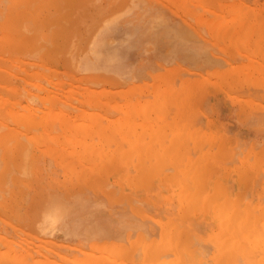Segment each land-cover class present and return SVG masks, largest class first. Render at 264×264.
Listing matches in <instances>:
<instances>
[{"label":"rangeland","instance_id":"374dc122","mask_svg":"<svg viewBox=\"0 0 264 264\" xmlns=\"http://www.w3.org/2000/svg\"><path fill=\"white\" fill-rule=\"evenodd\" d=\"M8 1L10 3V6H11L10 11L13 12L10 15V11L9 10L7 11V13L9 14L10 17L13 18V16H14V19H15L16 16H18V14H19V18H21V15H25V16L28 15V16H26V18L24 17V21L22 20L23 22L21 21V19H18V18H16V20L13 19L14 22L11 20L8 22L10 17L8 16L9 19L7 18V21H6V18L3 17V14H1L2 11H0L1 21L4 20V25H5L3 27L2 26L3 22L0 23V33L1 32L4 33V35L0 34V40L3 41L4 38L6 39L8 37V39L10 41V39L13 37L12 40L14 41V44H11V47H9L8 42H6V44H2V45L0 42V46L2 47V48L0 47V52H5V53H2L3 56H1L0 59L3 57L1 59V62H3L2 60H4L5 65H6L5 66L3 63V65H1V67H0V69L6 68L3 70H8L5 72H8L7 75H10V77H8V78H10V80H11L10 82H8V80L5 79L6 81H4L3 79L5 78V75H4L5 72L4 71H3V73L1 72L0 75L3 74V76H0V77L3 78V79H1V81H3V82L0 81V86H1V84L5 86V83L7 82V83H11V84L10 85L6 84V86L8 85V87H10V86L11 87L9 88L10 90L8 88H6V92H7L6 95H5V91L3 90V88H5L6 86L1 87L2 90L0 89V91H4L2 93L0 92V94H4L2 97H3V100H5L4 101L5 103H2V105H0V131L4 130L3 131L4 134H1V136H0V138H1L0 142H4L3 135L6 134V130H7L6 128H4V126H7V127H9L7 133L8 134L11 133V136L13 134L18 140L17 141L14 138V136L11 137L12 139H15V141H13L15 143V147L18 149V146H20V148H21L22 146L24 147V145H25L22 152H24L25 149L32 148L31 146H33V145H35L36 147H40V146L42 147V144H44V143H47V144L51 143L50 146L54 145L55 148H57V150L55 148H52V150L55 149L53 151L49 150V149H51V147L48 146V148L49 147L50 148L49 149L44 148L46 150L43 151V149H41V148H40L41 150L39 148L36 149V147L33 146L34 148L31 149V153H33V151L35 152L32 154L33 157H36L35 155L38 154V157H40V158L37 157L36 161H35L34 160L35 158L32 159V155H29V156L24 155L25 157H28L29 160L32 159L30 161L31 162L33 161L32 163H35L37 165L36 166L35 164H33L36 166V167H33V168H35L34 173H33V169H32V171H30L33 175L31 173L29 175H25L26 172L27 171L29 172V170H30V169L28 170L27 167L30 166L29 168H31V166H32V164L27 166V164H28L27 162H29V160H27V158H26L27 162H24L25 167L27 166L25 168V170L23 169L24 167L22 165H21V167H23V168L20 167V169H23V171L16 169V168H18V165H19V164L17 165V163H18L17 157H19V154L17 155V157L15 156L17 160L14 161L15 158H13L14 157L13 154L15 153V155H16V152H18V151H16V149H15L14 151H16V152L13 151L14 153L11 154L12 147L10 148V146H12L13 142H11V140L9 138L5 137V142L9 140L8 142H6L7 143L6 145H8V147L4 146L5 143L0 144V151H1V149L5 148L6 149L5 153L8 154V156L10 155V158L12 157L14 159L12 164L14 165L17 162L15 164L16 168H14V166L11 164L10 158L7 159L9 162H6L7 160L4 161V163L5 162H6V164L9 163L10 164L9 166H12L10 168L13 170V172L15 174L14 178L18 175V173L23 172V173H20L21 174L20 176H22V174H23V177L29 178L28 179L29 181L32 180V182H29L28 180L26 181L25 178L18 176L19 178H21V179L23 178L25 180V183L22 184V182H24V180L21 181L20 179H18V177H16V179L12 178V175L9 174L10 172L8 173V175H7V173L3 174V175L7 176V178H5L6 181L3 179L4 182H6L5 185H4V183H1L3 180H0V184H2V185H0V189L2 186L7 187L8 185H6V184L9 183L8 181H10L11 178L12 179L10 182L13 181L15 183V181L17 180L18 183H20L17 185H20L23 190H24V188L26 189V187H27V189L25 191H22V189L20 187H19V190L17 188V193L20 190L22 192H25V195H23L22 192H19L20 197L18 195L14 194V192H16V189H14V188L12 190L10 189L11 187L14 186L13 182H12V185L10 184L11 187L9 186L10 187L8 189L9 192L7 189H5V190L1 189L0 190L1 191L0 197L4 196L3 199L6 198L4 200L5 203L1 201L2 199H0V201H1L0 205L2 203L6 207H7V205H9V204H6L8 195H7V193H6V196H5V193L3 195V190H4V192H8V194L10 193V195H11V192H13L15 190L13 192L14 196L16 197V198L14 197L15 198V200H13L14 202L13 201L10 202V200H12V199H8L7 203L10 202V204L13 205L15 203V201L18 200L22 204L25 203L23 205H26V207H25L22 204H20V202L16 201V203L18 202L16 204L17 207L15 204L12 207L14 209V211L12 210V208H10L12 205L8 206L9 208L7 207L6 210H4L5 208L3 209L2 206H0V208H2V209H0V213H2V214H0V237L2 235H3L2 237H4V238H2V237L0 238L1 239L0 243L5 242L2 244H4V246H6V248L8 249V250H6V248L2 244H0V245H2V247L0 246V249L1 248L3 249L1 252L6 251L7 254H9V255H11L14 252L15 253L18 252V255H19V256H16L15 254H13V255H15V257H13L11 255V257H13V259L15 258L14 261L12 262V260L10 261V259L6 260L7 259L6 252L5 253L3 252L4 255L2 254L5 259L2 258V255L0 253V255H1L0 260L1 259L3 260V261L2 260L0 261V264H11V263L12 264L13 263L29 264L32 260H34L35 263L38 261L36 263V264H38L39 261H40V263H42V260H44V262H46L45 259L48 260V262H46V263L50 262V264L51 263H53V264H81L82 263L81 261H84L83 263L86 262L87 264L88 263L93 264V263L89 262L90 260H92L91 262H96V261L99 262V260H100V262L98 264H100L102 261H104V264H107L109 262H110V264H112V263L118 264L119 261H121L120 258L122 259L123 264H124V262H125V264H127V263L133 264V263H131V261L133 259H134L133 262L135 261L134 262L135 264H141V263L142 264H145V263L156 264L159 257L161 259V257L165 256L166 252L168 254H166V256L163 257V258H165V261H167L166 257H168V261L165 262L166 264H174V262L176 260H177V264H179L181 262H184V260H186V259L187 260L181 264H205L206 262H204L203 259H206V261L208 262L209 261L208 259H211L213 256H214V259L216 260V262H215V260H210L211 263L209 262L207 264H219L221 261L223 262V263L221 262L222 264H224L225 261L228 263V261L231 257H232V259L229 261V264H236V263L238 264V262L234 261L236 259V255L238 256V254H239L238 257H240L242 259V261H240V264H242V262H243V264H248V263L249 264H255L254 262L252 263V261L251 262L248 261V263H247L246 262L247 260L244 259V257L245 256H252L253 257L256 255L257 256L253 257L252 259L259 261V259L261 258L260 263L258 261H256V264H264V259H262V258H264V256L261 257L259 254V253H262V254L264 253L263 252L264 251V242H263L264 237H262L264 235H259L260 234L259 231H263V232H261V234L264 233V226H263L264 210L262 212L258 211L262 206H264V180H262L261 182L259 181L260 175L264 174V166H263V163H264V0H118V1L117 0H96V1L90 0L94 3H92V2L88 3L89 0H82V1L80 0V2H79V0H73V1L77 2V4H78V2L80 3V7L78 4V6H76L77 9L75 8L76 9L75 11L73 10L74 4H73V6H71V9H69L70 3L68 4V10L65 7L66 6L65 3L68 0H66L65 3H63L62 0H59L60 3L56 0H53L54 2L51 1V3H49L50 0H46L49 2H46L44 0H38V1L32 0V2H30L31 0H27V1L26 0H20L21 3H18V4L15 3V2H18V0L15 2H13V0L12 1L8 0ZM22 1H23V3H22ZM113 1H115V2L120 1V2L118 4L116 3L118 5V6L116 5V8H115V6H113L114 10L112 8H111L112 10L108 9L110 4L111 5H112V3L114 4ZM4 2H6V4H7V1H4ZM11 2L14 4H11ZM52 2H53V5H52ZM46 3H47V5H46ZM54 3H59L61 5L60 6L61 9H59V11H57V13L55 12L53 15L54 9L56 8ZM233 3H235V4H233ZM237 3H241V4L238 5ZM6 4L3 3V6ZM19 4H21V5L24 4L25 8H27L26 10H22V11H21L22 8L20 9L21 13L23 12L24 14H20V12L18 10ZM35 4H38L41 6L37 5V8L36 9L34 8L35 9L34 10L33 6ZM49 4L51 7L46 8L47 6H49ZM63 4L65 5L64 7L66 8V10L64 9ZM96 4H98V5L96 6ZM226 4H227V6H226ZM230 4H232L234 6L232 7V5H231L229 7L228 5H230ZM15 5L18 6V9ZM21 5H20V7H23ZM90 5L92 6V10H89V9H91ZM3 6H2V4H0V7H3ZM8 6L6 8L9 9L10 7H8ZM53 6H55V8ZM87 6L90 8H88ZM4 7L1 9L3 10ZM110 7H112V6H110ZM224 7L225 8L227 7V8L225 9ZM25 8H23V9H25ZM230 8H232V9H230ZM63 9H64V11H63ZM57 10H58V8H57ZM147 10L151 11V13L154 10L156 13V10H157L158 15L167 16L172 21L171 22L172 26L176 23L177 24L176 27H178L177 29L180 28L178 26V25H180L183 28L182 29L180 28L179 30H183V29H184L183 31L188 30L187 32L191 35V37H193L198 42V44H200V45L197 44L198 46L195 45V48L198 50L199 53H197L195 51V48H194L195 53H192L193 52L192 49L194 47L192 42H195V41H193L192 40L193 38H190L188 36V33H187L186 34L188 36L187 38L189 40H191L192 42H189V43L187 42V44L184 48L188 47L187 45L188 44L190 45V43L192 44V46H191L192 48L190 50V48H189L190 46H189L188 47L189 49L187 51H185L187 48L184 49L182 47V49L185 52H188L190 50L188 54H189V56H192V57H189V56L187 57V55H186V59L188 58L186 61L182 57V56H185V55H182V53L184 54L185 52H183L181 50V48H178L179 44L177 42H174L173 38H172V41L174 43L171 41L172 43L171 42L168 43L169 45H167L166 43L159 44L156 42V44H159V45H157L158 49H161L163 46H166V49L172 50L173 48H168V46L172 47V44L177 45V47L175 45H173V46H175L174 47V50L176 51V53L174 52L175 55L173 53H170L171 51L168 52L170 54L167 53L166 55H164L165 54L164 51H161V52L159 51V53L161 55L160 56L158 55V58H157V56L152 57L154 60L151 58L148 67H144L143 70L141 71V72H143L145 69H147L146 72H151L152 69L154 71H156L158 68L157 66H160L162 63L164 67L161 66L162 67L161 69L159 67V70L156 71L155 73L151 72V74L150 73L146 74L144 71L145 75L150 74V76L152 77V75L154 74L153 76L156 78L153 77L152 79H150V76L145 77V75H142L141 77H143L144 79L142 78L143 80L141 79L137 83L134 81L136 83V85H135L134 82H132L130 79V77L133 74L132 70H134L135 68H133V65L130 62H127L125 60L122 61L123 59H121V60L119 59L117 61V62H119L118 64L121 67L118 64H117L118 66L117 65L111 66L109 64L111 66V68L108 67V69H107L106 67L108 65L104 64V69L106 68V70H109V71L112 68L113 69H112V71H110L111 73L107 72L106 70H103L102 71L103 73L105 71L107 73L102 75V73L100 71L102 70L101 68H103V62L105 63L106 61H103V59L102 60L99 59V63L96 62L98 58L94 59V58H96V56L94 57V55H93L94 54V52H93L94 45H92V44L93 43L95 44L97 41L96 39H98V37H100L102 35L104 38L103 39L104 45L106 44V46H105L106 49H108V50L110 49L109 52L117 53L116 46L119 43H117L116 41L118 39H117V37L110 34L111 32H106L105 29H110L111 25H113L114 23H117V21L119 19H120L119 20L120 22H118V24L120 23L121 26H123L122 22L123 23L126 22L128 24V21H125V17H126V19L128 18V20L131 22V19H129V16L131 18H133L134 20L135 19L137 20L135 22L132 20L133 23L140 22L142 19H144L145 15L148 14ZM17 11L19 13L18 14L16 13L17 15H15V12H17ZM31 11L35 16L31 13ZM73 11L75 13L72 14ZM236 11H237V13H236ZM80 13H82V15H80ZM256 13H257V15H256ZM43 14H44V16H45V14L47 16L44 17V16H42ZM56 14H57V16H56ZM71 14L73 15V18L70 16ZM251 14H252V16H251ZM32 15H33V17H32ZM59 15H60V19L62 21V24L65 22L64 23L65 26L67 28H70V29H71V25L73 26V24H74L72 22L74 20L75 21L77 20L76 22H78L80 25L74 21L75 24H74L73 28L75 29V27L78 25L79 28L78 27L77 28L79 29V31L78 32L72 31V34H71V32H69L70 30L68 29L69 31H66V33H64V32H62L64 34L60 33V34L64 35L63 36L64 38H62V35L60 37L59 36V30L63 28V30L65 31L66 27L63 25V27L60 26V29L58 28V23H59V25H62V24H60L61 21L58 19ZM29 16H31V17H29ZM55 16H56V18H54ZM69 16L73 20H71L69 18L70 20L68 21V19L66 17H69ZM34 17H36V19ZM37 17H39V18H37ZM61 17L66 18V19H64V22H63ZM75 17H76V19H74ZM167 17H166V19H167ZM53 18L57 19V21H55ZM96 18L99 19L98 25H97L96 20H95ZM123 18H124V20H123ZM217 18H219L220 20H217ZM22 19H23V17H22ZM40 19H41V22L39 21L40 23L38 24V28H39L38 29L37 23L35 20H40ZM170 20L168 21L169 23H170ZM215 20H217V22H213ZM15 21L19 22V24ZM48 21H53V22H51L52 23L51 25L53 27H51L49 25L50 23ZM7 22L9 23V25H6ZM20 22H21V24H20ZM55 22H56V24H55L56 26L53 25ZM212 22L214 24H212ZM234 22H236V23H234ZM13 23L17 24L19 27L23 26L25 28V31H27V28H29L28 31L33 30L34 32L36 31L35 29H38L37 32H35L36 35L33 33L34 38H35V36H37L35 39H33V41L35 40L36 43L35 42H33V44L30 43L32 41V36H31V40L28 41L29 39H27V37H30L29 33H27L28 36H26L27 34L24 35L26 37V40H24L25 37L22 35V37L24 38L23 40L25 42L20 41V43H19V40H17L18 38L17 37L14 38V36H12V35H14V33H16L18 36V33L24 34V32L22 31L21 27H20L21 29L17 28V29H20L21 32H20V30L17 31L16 28L14 26H12ZM47 23H49V24H47ZM133 23L131 22L130 24H133ZM15 24H13V25H15ZM44 24H47V25H44ZM127 24L125 25V23H124V25L126 27L128 26ZM234 24H237V26H240L242 29L240 30ZM35 25H36V27H35ZM119 25H118V28H119L118 30H123L124 27H120ZM7 26H10V27H7ZM11 26H12V28L14 27L12 30L15 29L16 32L14 31L13 34H11V33L7 34V32H9V31L12 32V30L10 29ZM18 26H16V27H18ZM43 26L44 27L48 26L50 28H53V30L51 29V34H50V31H48V30H47L48 32L45 31L44 29H47V27L44 28ZM68 26H70V27H68ZM80 26L81 27L84 26L82 28L83 29L82 31H80V29H81ZM90 26H91V29H93V27H95V26H98V27H95L94 32L91 31V33H89V31H90L89 27ZM250 26L253 27V30H250ZM233 27H235V29H238V30H236V31H235V29L233 30ZM6 28H8L9 31H7L8 29L5 30ZM172 28H174V26ZM84 29H86L85 32H84ZM102 29L104 30L103 31L104 34L102 33ZM63 30H60V31H63ZM33 31H30V35H32L31 32H33ZM53 31H55L56 36L52 35ZM234 31H235V33H234ZM79 32H81V33H79ZM82 32L84 33L83 37H84V35L88 36L87 33H89L88 39L84 37L83 42L86 41L84 43V45H82L83 42L78 41V40H80V38H82ZM68 33H70L69 34L70 39H69V37H67ZM120 33H122V31H120ZM6 34H7V37H6ZM66 34H67V36H65ZM70 35H72L73 39L71 38ZM98 35H100V36H98ZM50 36H51L50 40H52V39L57 40V41L60 40V43H59L60 45H64V43L67 41V39H69L70 42L73 40L74 41L73 45H72L73 41L71 42V46L69 45L70 43L68 44L71 47L72 52L68 55V52L71 51L69 46H67L68 48H66V49H68V51L64 50V52H62L61 51V50H63L62 47H66V45L60 46L58 44L59 45L58 46L55 43L57 41L52 42L53 40L49 43V45L50 44L52 45L51 48H50V46L48 47V45L46 46V44H48L47 42H49L46 40L49 39ZM52 37H54V38H52ZM39 38H41L42 40L40 39L37 41V39H39ZM65 38H67L65 40V42L63 40H61V39H65ZM118 38L120 39V37H118ZM187 38H185V39H187ZM257 38H258V40H257ZM94 39L96 40L95 42H94ZM20 40H21V38H20ZM105 40H106V43H105ZM43 41L45 43V46H43V44H42ZM62 41H63V44H61ZM69 41H67L66 43H68ZM79 42L81 43L82 46H80ZM119 42H121V41H119ZM150 43L154 44L155 42L151 41L148 44L150 45ZM31 45H32V47H31ZM55 45L58 46L56 49H55V47H56ZM85 45H86V47H85ZM7 46L9 47V49H7ZM14 46H15V48H17V47L19 48V49H17L18 52H20L22 50L21 53H17ZM150 46L152 48V46H155V44L150 45ZM158 46H160V47H158ZM60 47H61V50L59 52H61V54H59L58 51H57L58 52L57 54H54V56H56V57H54L50 54L51 51H56ZM197 47L198 48L201 47L203 50H201V48L198 49ZM23 48H24V51H23ZM90 48H91V50H89ZM151 48H149V49H151ZM2 49L4 51H2ZM75 49H77L78 51L77 50L75 51ZM164 49H165V47L162 48V50H164ZM176 49L181 51V55H180V53H178V51ZM38 50H39V53H38ZM73 50H74V52H73ZM86 50H88V51H86ZM199 50L201 51V53ZM8 51L11 53V55H12L11 57H10V54ZM202 51H204V53ZM149 52H150V50H149ZM47 53H49L52 57H50V55ZM190 53H192V54H190ZM202 53L204 55H205V53L208 54L209 57H207L208 55H206L207 58H211L210 56H212V58H213L212 60H215L214 62H212V65H210V66L208 65L209 67H207V62H209L210 59H208L207 62H206L207 59L203 60V59H205V57ZM39 54H40V56H39ZM88 54H92V55H88ZM0 55H1V53H0ZM42 55H43V57H42ZM64 55H66L65 56L66 58L64 57ZM4 56L6 58H8V59H6V61L4 59L5 58ZM60 56L61 57L63 56L68 61V64H70V67H67V64L65 62H63V63H65V64H63L60 60H58L61 58ZM129 56H137L138 57V53L136 52V49H135V51L131 52ZM175 56L176 57L178 56V57L176 58ZM13 57H14V60L16 59L15 62L13 60ZM69 57H71V58L73 57V58L70 60ZM173 57L176 60L171 61V60H173ZM180 57H182V59H183L182 61L180 60L181 59ZM62 58H61V60H63ZM190 58H192V59H190ZM189 59H190V61H189ZM197 59L200 60V65H198V66H200V68H197V67L194 68V67L190 66V64L191 65L195 64V62H194V64H192L193 61H191V60L197 61ZM93 60H94V62H93ZM202 60L204 61L203 64H201ZM18 61H20V62H18ZM70 61H72L74 63L72 64V62L70 63ZM84 61H85V63H84ZM100 61H102V67L99 65V64H101ZM121 61L124 62L123 65H122ZM1 62H0V64H1ZM88 62H89V64H88ZM197 62H199V61H197ZM13 63L14 64L16 63V64L14 65ZM60 63H62V64H60ZM204 63L206 65H204ZM97 64L101 70L98 68ZM201 65H204L203 68L201 67ZM12 66L14 67L12 71H15V72L10 71L9 67H12ZM15 66H16V68H15ZM38 66H40V67H38ZM122 66H124V67H122ZM41 67H43V69ZM174 67H176V68H174ZM205 67H207V69H205ZM129 68L131 69L132 74L129 73L130 72ZM177 68H178V70H176ZM94 69L96 71L98 70V72H100L101 74L100 73L97 74V72L94 71ZM120 69H121V72H119ZM125 69L127 71H125ZM16 70H17V72H16ZM128 70H129V72H128ZM76 71H78V72L76 73ZM92 71L95 73H92ZM89 72H91V73H89ZM108 73H109V75H108ZM120 73H121V75H119ZM157 73H159V74H157ZM128 76H130V77L128 78ZM132 78H134V80L136 79V77H132ZM139 78L136 79V81H138ZM128 79H130L131 82ZM161 79H162V81H161ZM40 85H42V86H40ZM43 89H47V90H43ZM86 89H91V90L90 91L88 90L89 92H86L87 91ZM7 90H9V91H7ZM16 91H17V93H16ZM44 92H46L47 94H48V92L51 93V94H49V96L52 95L53 97L51 96V98H50ZM52 92H53V94H52ZM95 92H96V95H95ZM11 93H13V94H11ZM8 94H11V97ZM54 94H55V96H54ZM131 94H133L134 96H132ZM37 95H38V97H37ZM45 95H46V97H45ZM116 95H117V97H116ZM125 95L131 96V97H128L129 99H127V97L123 98V97H125ZM4 96H5V99H4ZM7 96L10 100L6 99ZM22 96L27 97V99L24 97L22 98ZM40 96L41 97L44 96V100L45 101L47 100V101L44 103L43 97L41 98ZM96 96H97V98H96ZM47 97L49 100L47 99ZM137 97H139V99H138L139 101L136 99ZM0 98H1V95H0ZM130 98L131 99L135 98L134 100H137V103H139L138 106L142 102L141 104L145 108L141 109L142 105L140 106L139 111L142 110V112H139L140 114L137 113L138 110H137V108H135L137 106L136 105L137 103L135 104L134 107H132V108L130 107L131 104L134 105V103L136 102V101L134 102V100H133L134 103H132V100ZM29 99L31 100V102ZM176 99H178L177 102H176ZM3 100H1V102H3ZM7 100H9V102H7ZM26 100L28 101V103ZM73 100H75V101H73ZM128 100L129 101L131 100L130 104L128 105V103H129L128 102L127 105H125ZM155 100L157 101V103ZM41 101H43V103ZM72 101H73V103H72ZM6 102L10 103V105L7 104ZM178 102L180 103L179 105H178ZM53 103H55L58 107L56 108V106ZM68 103H71L72 106H71V104H68ZM113 103H115V104H113ZM147 103H148V105L145 106ZM160 103H162V104H160ZM5 104H7L8 109H6ZM28 104L35 107L39 111L40 110L44 111V109L48 108L49 106L53 109L55 108V110L59 109V107H60L59 110L67 112V114H68V115L67 114L65 115L62 112V114H63L62 118L64 116H66V118H65L66 121H63L64 118L63 119L61 118V119L63 122H70L71 121V124H69L70 129H72V127H74V129H75V128H77V126L81 127L83 125V127H81V129H82L81 131H83V129H85L86 124H87L86 126L88 127V129H86V131H83L84 134H83V132L81 134V131H79L80 130L79 127H78L79 128L78 131L80 133H78V131H76V130H75L76 132H73L72 130L68 129L69 126L67 125V123H65L67 125L66 126L67 128L65 130V128H64L65 126L63 127L61 125L63 127L62 128L61 126H59L60 121H57L60 119L59 117H61V112L59 110H58L59 112L57 111L58 112L57 114L59 116L56 114V116H58V119L55 118L56 121L52 120V117L49 116V118H47V120L44 119L47 121V123H46V121L43 120V118L42 119L40 118L41 120L44 121V124L42 121H40V119H38L37 121H39V122H37L38 124L36 125L35 124L36 119H35V121H33V119H34L33 117H35L36 114H38L36 117H39V115L42 116V114L44 112L42 111V113H41V111L40 112L38 111V113L35 114V113H33V111H35L36 109L34 110L33 107H30V105H28ZM52 104L54 105V107L52 106ZM27 105H28L29 109H31L32 111L28 110V108L26 107ZM68 105L71 107V109L73 108L72 111H71L70 107L66 108V106H68ZM117 105H118V107H117ZM123 105L126 106L127 110H126L125 106L123 107ZM149 105H150V107H151V105L152 106L154 105L151 108L152 110L150 109ZM187 105H188V107H187ZM95 106L97 109L95 108ZM120 106H122L121 107V109L123 110L122 113L119 112ZM127 106L130 108H128ZM184 106H185V111H187L188 108L193 109V107H194V111H196V113L194 111L193 112L195 113V115H190L191 112L189 113L188 111L183 112ZM146 107H147V111L145 110ZM179 107H181V108L179 109ZM24 108H25V110L26 109L28 110V115L31 112L33 114H35V116H32L33 115L32 113H31L32 115L31 114L29 115V116H31V119L32 118L33 119L32 120L27 119L28 124H29V125L26 124L27 127H31L32 124L34 123V125H36L40 129H36L37 127L34 125L32 126V128H26V125H24L25 121L23 122L22 118H20V121H19V117L22 114L21 111H23V112L25 111V110H21V109H24ZM51 108L49 110V115H51L50 112L53 111ZM61 108L66 109V110H63ZM124 108H125V110H124ZM133 108L136 109L137 111L133 110ZM12 109L13 110L15 109L16 112H14ZM166 109H167L168 114L164 113V111ZM19 110H21V111H19ZM157 110H159V111H157ZM124 111L126 112L125 114L123 113ZM143 111L146 112L144 115H143V113H144ZM190 111H192V110H190ZM20 112H21V114H19ZM54 112L55 111H53V113ZM193 112H192V114H194ZM25 113H26V111L24 112V115H25ZM141 113H142V115H141ZM152 113H153V115H152ZM44 114L46 115V112ZM138 114L141 115V117ZM165 114H167V115H165ZM14 115H16V116H14ZM156 115H157L156 120L158 122L156 120H155V122L153 121L154 120L153 118H156V117H154ZM160 115H161V119H165V120L167 119L166 116L169 115L168 119H167V120H169L168 122H171V121L174 123L176 122L174 128H172L173 127L172 123H170L172 125V127L169 124L170 128H172V129H169V127L166 126L168 123L166 125H164L165 127H168V130L166 128L164 131L167 133V136H166L167 138L166 137L165 138L171 139V141H173L175 139V141H173L171 143L172 144L174 143L175 145L179 144V148H181V151H179V149H174L176 151L168 150L171 152L170 159H169V154H168L169 152L167 154H166L167 151L164 153V151L166 150V148L164 147V146H166L165 143H168V142H164V144H161L162 143L161 138H163L162 136L160 138H154V140H155V142H154V141H152V138H151V140H149L150 138L147 137V134L145 132L141 133L140 130H139V133L134 132L133 131L134 129L138 131L139 128L140 129L142 128V127H138L139 124H137L138 126L136 125V128H134V129L131 128L132 131L134 132V136L132 135V137H131L129 135L130 138L133 139V137L136 136L135 134H138L135 137V140L131 141L129 139V136L127 135L128 132H126V131H124L125 132L124 134H126L124 137H127L125 139H123V137H121L122 136L121 133L118 132L121 129L123 130V127L120 128L119 126H117V125H120V123L122 124V122L118 123V121L121 120L119 118L122 116L125 117L126 119H128V117L130 116L131 119H129V121L134 120L133 121L134 125H132V123H129V124L132 125L133 127H135V124L137 122L142 123V125H140V126H144L146 123L148 125H149V123H150V125H152L154 122V125L158 128L157 124H159V122H160L159 121ZM27 116H25V117H27ZM69 116H70V118H69ZM137 116L140 118V121L137 120V119H139ZM44 117H47V115ZM195 117H197V125L195 123H193L194 125H192V128H191L190 124H192V122L190 123L188 121H191L192 119H193L192 120L193 122L196 121V119L194 120ZM16 118H18V119H16ZM115 119H119L116 122L117 123L116 127L114 124H112V123H114ZM151 119H152V123L150 121ZM173 119H174V121H173ZM23 120H25V118ZM94 120H95L94 124L95 125L98 124V127H95V125H93L92 121H94ZM108 120H112V121L114 120L113 122L111 121V123H110V125L112 127L107 126V129L104 127L105 130L103 128V131L97 132L96 130L101 128L99 126V123H102V124L106 123V125L107 124L109 125L110 121L108 123L106 122ZM136 120H137V122H135ZM30 121H32V122H30ZM125 121H126V123L129 122L128 120H125ZM20 122L22 125L20 124V126H19L18 123H20ZM57 122H59V123H57ZM63 122H62V124H63ZM143 122H145L144 125H143ZM2 123H4V124H2ZM15 123L18 125H15ZM53 123H56L57 125H55ZM178 123H179V125L181 124L182 126L180 125L181 126L180 127L178 125ZM1 124H2V126H1ZM188 124L190 127L188 126ZM41 125L43 128L41 127ZM47 125H49L50 126L49 128H51V129L48 130ZM51 125L53 126V130L56 131V135L54 134L55 136L52 135L53 131H52ZM154 125H152V126H154ZM161 125H163V123ZM176 125H177V128H176ZM125 126H127V125H125ZM33 127H35V129L38 132L37 131L34 132L35 129H33ZM44 127H46V128H44ZM58 127H60L59 130L62 128V130L60 132L57 131ZM182 127H185L186 130L181 131V130L185 129V128L182 129ZM127 128H124V129H127ZM178 128H181V130ZM187 128L189 130L191 129V131H192V133H191V131H190V133L188 132V134L190 136L185 133L186 131H189ZM67 129L69 132L65 133V132H67ZM43 130H44V132L46 131L47 133L46 132L41 133V131H43ZM87 130L89 131L90 135L86 134V133H88ZM172 130H175V132H179L178 135L175 133V136H173L171 134ZM22 131L24 133H22ZM70 131H72L73 133H71ZM162 131H161V134L163 133ZM182 132H183V134H186V136L181 135ZM122 133H123V131H122ZM173 133H174V131H173ZM32 134H33V136L31 139V136H29V135H32ZM36 134H38L40 136H38ZM192 134H193V136H192ZM24 135H26V136H24ZM47 135H49V136H47ZM57 135L59 137H57ZM119 135H121V136L118 137ZM219 135H221V136H219ZM34 136H36V138ZM44 136H46V137H44ZM51 136H54V138ZM101 136H103L105 138L100 139ZM141 136H142V138H144L143 141H145L146 144L148 142V148L146 150L144 149V148H146L145 143L143 141L140 142ZM222 136H224V137H222ZM253 136H257V137H253ZM117 137L119 140L121 139L122 142H124V144H122V143H121L122 145L118 144L116 147L117 149H116L115 147L113 148V145L115 144L114 140ZM182 137L185 138L186 141L183 140ZM86 138H88V139L90 138L91 143H93L94 141L96 143V141L99 140L102 145L104 144L103 148L102 147L99 148V146H102L100 143H99L100 144L99 146H98V144H96L97 148H95V145H93L94 144L93 143L92 144L93 148H89V150L92 149L89 152L88 151L86 152V150H88V149H86V150L83 149L84 148V147H82L83 145H81V147H80L81 149L77 150L76 146H78V145H75V143H77L76 141H78V143H80V144L85 143V146H87L86 148H88V144H90V143H88L89 140ZM139 138H140V140H139ZM220 139H222L224 141H222V140L220 141ZM226 139L228 140V142ZM245 139L248 140L247 143L243 142V140H245ZM128 140H129L130 144L126 143V142H128ZM190 141L192 143L191 144L189 143V145H188L187 143ZM16 142H19V144H17ZM26 142L27 143L30 142V145L28 144L29 146L28 145L26 146ZM138 142H139V144H138ZM156 142H159L158 143L159 146L163 145V150H160L157 147L158 145ZM215 142H216V145H217V143H218V145L220 143L219 148H218V145L217 146L215 145ZM56 143H59V146H61V147H59V149L60 150L62 149L59 154H58V146ZM141 143H144V144H142L144 147V148H142V154L144 153V150H145V153H144L145 158L143 157V155L140 157L141 149H140V151H138L137 149L134 148V152H133V147L134 146L136 147V144H137V146L138 145L142 146ZM128 144H129V146H128ZM132 144L134 146L131 147ZM149 144H150V146H149ZM186 144L188 146H186ZM119 145L123 147V151H122V147L119 149ZM68 146L72 150H73V148L76 147L74 149L75 152L73 153L71 149L69 150ZM79 146H78V148H79ZM140 146L137 148L139 149ZM26 147H28V148H26ZM66 147H68V148H66ZM188 147H189V150H187ZM150 148H152V149H150ZM215 148H217V149H215ZM65 149H68V151L65 152L66 151ZM82 149L84 150V153H83ZM149 149L151 151H148ZM100 150H103V153ZM120 150L122 151L121 153H120ZM219 150L221 151V154H219V152H220ZM2 151L4 152L5 150L3 149ZM62 151L66 154L63 156L64 158H66V157L69 158L72 154H75L74 156L72 155L71 158L76 160V158H77L76 154H77V156H79L78 159L80 162H77L78 163L77 164V163H75V160H72L71 158H69V160H68V158H66V160L64 158H63V160H62V158H60L61 162H63V163H64V160L65 161L68 160L64 164L61 163L60 161H59L60 163L56 162V161L54 162L53 159H55V157H57V155H58V157L62 156L61 155ZM69 151H71V152H69ZM19 152H21V151L19 150ZM55 152H57L56 153L57 155L53 154ZM109 152H112V154H113V156L110 155L112 157L110 160H108L110 158L109 154H108ZM152 152H154V153L152 154ZM174 152H175V154H174ZM24 153L20 154V155H22V158H24V156H23ZM82 153L84 155H82ZM114 153H116V156L114 155ZM130 153H131V155H130ZM216 153L218 155V158H215V156H217ZM28 154H29V151L27 150V155ZM51 154H53V155L50 156ZM151 154H152V156H151ZM182 154L184 155L183 157H182ZM213 154H214V156H213ZM99 155L103 156V159L106 160L105 163H103V164H101L100 162L96 163L97 160H99V161L103 160V159L100 160ZM85 156H86V158H85ZM185 156H187V157L191 156L192 157V158L189 157L190 160L187 159V161H189V164L187 163ZM116 157H117V159H114ZM149 157L150 158L152 157L151 159H153V160L150 161ZM164 157L166 159H168V161H169V162L167 161V163H169L168 165L165 162L166 160L164 159ZM181 157H182V159H179ZM175 158L179 159V162H177L178 161L177 160L174 163V161L176 160ZM57 159L59 160V158H56L55 160H57ZM144 159H147V161ZM160 159H161V161H160ZM192 159H193V161H191ZM184 160L187 164L186 163L183 164ZM24 161H25V159H24ZM124 161H126V163ZM144 161H146V163ZM81 162L82 163L84 162L83 164H86L88 166L85 168V166ZM93 162L96 163V165H95L96 167L94 166ZM148 162H150L149 163L150 165H148ZM190 162H193V163H190ZM1 163H3V162H1ZM38 163L42 165V169H41V165L38 166ZM170 163H172L174 165L178 163V166L181 167L180 169H183L180 171L178 169L179 167L177 168V166L172 165V166H174L173 168H174V170H176L177 174L186 173L187 175L186 174H180L178 176L175 173V171L171 169ZM180 163H182L183 165H181ZM61 164H62V169H61ZM100 164H101V167H100ZM91 165H93L94 168L91 167ZM3 166H5V165H3ZM143 166H145V167H143ZM242 166L244 169L241 168ZM39 167H40V169H39ZM141 167L146 169V171L143 168H142L143 169L142 170ZM159 167L162 168V170L165 169L164 170L165 172H161L162 170H160ZM5 168H6V166H5ZM10 168H8V171ZM36 168H38V169H36ZM84 168H85V171H84ZM90 168H93V169H90ZM108 168H110L109 172H107ZM150 168H152V169H150ZM63 169L64 170L66 169V170L64 171ZM94 169H96V170H94ZM102 169H104V170L102 171ZM135 169L137 170V172ZM189 169H190V171H189ZM12 170H10V171L12 172ZM16 170H18V172H16ZM35 170H38V171L41 170L42 172L37 171L38 172V174H37L38 176H37L36 175L37 172H35ZM67 170H69L70 175L68 174ZM150 170H152L153 172ZM246 170H247V172H249V174L246 172ZM5 171H3V173ZM62 171L64 173H62ZM87 171H88V173H87ZM141 171H142V174H141ZM244 171H245V173H244ZM13 172H12V174H13ZM139 172H140V174H139ZM143 172H146V173L143 175ZM240 172H243V175H241ZM195 173L197 174L198 177L199 176L200 177L197 178ZM42 174H43V176L41 177L42 178L41 179V178H39V175L41 176ZM72 174H74V175L78 174V175L74 176ZM93 174H96V176H100V177H96ZM3 175L1 172L0 179L2 178ZM30 175H32L34 178L32 176L30 177ZM92 175H93V177H92ZM137 175H143L142 180H140L139 178H141V177L138 176L139 177L138 178ZM184 175L187 176V178ZM9 176L11 178H9ZM65 176H67L68 178ZM147 176H150V178ZM175 176H177V177H175ZM192 176H193V179L195 180L194 182H193ZM78 177H79V180H78ZM85 177H86V179H85ZM136 177H137V179H136ZM179 177H182V179L181 178L179 179ZM31 178H33V179H31ZM37 178L39 180L41 179L39 181V183L36 182ZM71 178H73V180H72L73 184L70 183ZM98 178H99L100 182L97 180ZM134 178L136 179V181L134 180ZM175 178H177V181H179V183H177ZM183 178L186 180H184ZM188 178L191 180V182H190V180L188 182ZM246 178H247V182H246ZM92 179L93 180L95 179L98 183H101L102 182L101 180L104 179L105 183H104V185H102V187H100L102 183L99 184L100 186H96V185H98L97 182L93 181ZM230 179H234L238 183L239 187L235 193L231 192V190L229 189V185L227 184V182ZM88 180L91 181V183L95 182L96 185L94 186V184H93V186H94L93 187V186H90L91 184H89V186H88L86 183V181H88ZM17 181H16V183H17ZM58 181L60 182V184H62V186L59 184ZM142 181H144V182H142ZM186 181H187V183L184 184ZM254 181H255V183H254ZM51 182H53V183H51ZM64 182L68 183L66 185H69V183H70V185L66 186L65 184H63ZM77 182H79L80 185L79 184L77 185ZM131 182H134V184L138 185V187H135V185H132ZM213 182L215 183V185H213L214 184ZM16 183H15V185H16ZM32 183L38 184L37 187H35V190H36L39 186V189H37L38 191H33ZM106 183H107V185H106ZM188 183L190 184V187H192V188H193V186L195 187L193 189L189 187L191 190V191H189V193L185 192L186 191L185 186H188ZM244 183H248V184H246V186L251 185L252 191L254 192L255 195H257V196L254 195V197H252V198H254L253 199L254 201H252V203H251V200L247 198V194H245V192H243L241 189L242 188L241 186L245 185ZM24 184H26V185H24ZM52 184H53V187H52ZM175 184H177V185H175ZM191 184H192V186H191ZM28 185H30V186L32 185L30 189H28L29 188ZM75 185L78 187V189L76 188ZM197 185H198V187H197ZM203 185H204V187H203ZM212 185L215 187H213ZM216 186L220 189L225 188V191L223 190V192L221 193L222 194L220 197L221 199L219 198L220 200H219V202L216 203L217 205L216 204L213 205V202H212V206H211V203L209 202L210 205L207 207L206 204H204V203H206V201L208 200L209 194L211 192L216 191ZM16 187H18V186H16ZM68 188H71V189H68ZM60 189H62V190H60ZM63 189H65L66 192H64ZM73 189H75V190L73 191ZM80 189H82V190H80ZM96 189L99 190L100 192H98ZM178 189H179V191H178ZM10 190H11V192H10ZM111 190L114 191L113 192L114 195L111 194L112 192L108 193ZM30 191H32L31 192L32 195H31V193L28 194ZM106 191H108V192L106 193ZM197 191L199 192V196H200V197L198 196L199 199H196L197 197L192 196V195L196 196V193L198 195ZM119 192L122 193L123 196H124V193H126V198L127 199L129 198V200H127V201H129L128 204L126 203L127 205L124 204L126 202L125 201L126 198H125L123 200L125 202L122 201L123 206H121L122 202H121V199L119 197L120 196ZM181 192H182V194H181ZM241 192H242V194L240 195L241 196L240 197L241 199H240L239 196H237L236 194L239 195V193H241ZM21 193H22V195H21ZM33 193L35 195L37 194L36 197H34ZM54 194L57 195V197H55ZM66 194L69 195L68 198L65 197ZM109 194H111V197ZM189 194L191 196L190 199L185 200L186 198L182 197V195L187 196ZM230 194H234L233 195L234 198ZM10 195H9V197L13 198V195H11V196ZM39 195H41V196H39ZM74 195H76V196H74ZM106 195L110 198H106L107 197ZM117 195H118L119 199H117V201H115ZM149 195H151V196H149ZM21 196H23V197H21ZM25 196H26V198H25ZM123 196H121L122 199H123ZM155 196L157 197V201H156ZM190 196H187V197L189 198ZM17 197H19V198H17ZM27 197L29 199H27ZM49 197H50V199H49ZM53 197L55 198V200H53L54 199ZM152 197L155 199L153 200ZM158 197L161 200H159ZM260 197H262L263 200H259V199H261ZM35 198L36 199L38 198L37 199L38 201ZM181 198H182V201L183 200L185 201V203H188L190 200L192 201L194 199V203H193V201L192 202L190 201L192 205L197 204V202H198L197 200H200L198 202L199 206L197 204V205H193V206L191 205L192 206L191 207L189 204H184V202H183L184 206L187 205L185 208L182 206ZM238 198L240 199V201ZM23 199H25V200H23ZM41 199H42V201H40ZM65 199H67L68 201L67 200L65 201ZM74 199L75 200L78 199L76 201V205H77L76 207L74 206L75 204H72V203H75L73 201ZM26 200L29 201L28 204H26L27 203V202H25ZM34 200H35V202H34ZM56 200H57V203H56ZM62 201H65V202H62ZM158 201H160L161 203ZM48 202H49V205L47 204ZM50 202L52 204H50ZM58 202L60 205H58ZM61 202H62V204H61ZM67 202H69V204H72V208H74V207L75 208L72 209L71 205L67 207V204H66ZM70 202H72V203H70ZM113 202H115V203L117 202L115 206H114L115 203H113ZM142 202L144 204H142ZM165 202L167 204H164ZM32 203H33V206H32ZM37 203L40 206V208L37 205ZM40 203H41V205H40ZM96 203L105 204L106 207L104 208V206H100L101 208L99 207V209H98V207H97L98 204H96ZM110 203L112 205H110ZM245 203L246 204L251 203L254 205L251 206L249 204L250 208H248V207H245V205H246ZM255 203H256V206H255ZM260 203L262 206L260 205ZM18 204L22 205L23 207L18 205ZM30 204L33 208L29 207ZM35 204L38 207L35 208V206H36ZM86 204L87 205L89 204L88 207H90V205H92L90 207V209L87 208L86 206L84 208V205H86ZM52 205H54V207ZM55 205H56V208H55ZM64 205L66 207V211L64 209ZM117 205H120V207H117ZM129 205H131V206H129ZM170 205L173 206V210H172V207ZM174 205H176V206H174ZM180 205H181V208H179ZM215 205H216V208L214 209V211H212L213 210L212 207H215ZM219 205H222V206L220 207ZM5 206H3V207H5ZM14 206L17 209H15ZM44 206L45 207L48 206V208L45 209ZM78 206H79L81 211L78 209ZM80 206L83 207L84 209L81 208ZM93 206H95V207L93 208ZM128 206L131 207V209H133V210L130 211L131 209H129ZM168 206L171 209H169ZM50 207H52L53 209H51ZM162 207H163V209H162ZM194 207H197V209H195V211H194V209L192 210V208H194ZM24 208L25 209L28 208L26 210H23V212L25 214H27V217L25 218L27 220H25L23 218V216L25 217V214L22 212V209H24ZM189 208H191L192 211L189 210ZM8 209L12 210V211L9 212ZM261 209H260V211H261ZM34 210H36V211H34ZM74 210H75V213H74ZM83 210L86 211L87 214H85V212ZM124 210H128L127 212L125 211V215H126V218H127V216H129L128 217L129 220L125 219ZM235 210H238V212L234 213ZM249 210L252 211L253 213L250 212ZM29 211H30V215H28ZM48 211H51V212L54 211L52 214L56 213V211H57L59 214L57 213L58 215L56 214L57 216H55V214L51 215V212H49L50 214L47 213L48 214L47 215L45 212H48ZM69 211L71 213H68ZM60 212H61V214H60ZM78 212H80V213H78ZM114 212H116V213L121 212L124 215V217H123L124 219L123 218L122 219L125 222L127 220V223H128L127 225L130 228L127 225H125L126 223L120 218L121 217L120 213H118V214H120L118 216H117V214L110 216L111 214H115ZM133 212H135V214H136L134 220L135 219L137 221L143 220L141 223L142 226H140L141 224L139 222H137L136 220H135L136 224H135V222L130 221V219L134 216ZM213 212H215V213H213ZM15 213H17V214L15 215ZM18 213H19V215H18ZM40 213H42V214H40ZM90 213H91V215H90ZM105 213H106V215L110 216L109 219L103 216V215H105ZM220 213L222 216L220 215ZM243 213H246L247 216H246V214H243ZM31 214H32V217H31ZM34 214L37 217L33 216ZM77 214H78V216H77ZM88 214H89V216H88ZM212 214H214V215H212ZM249 214L253 215V216L250 217ZM49 215H51L52 217ZM64 215H65V217H64ZM202 215H203V217H202ZM75 216H77L78 219ZM96 216L98 217L97 219H98V222H100V223L102 221H104L106 218V219H108V221L109 220L111 221V222L109 221L110 224L112 222H113L112 224H114V221L116 219H118L116 221H120V223L122 221V224H119V225H121L123 227V224L125 223L124 224L126 226L125 229H127V230L124 231L123 230L124 228L120 229L119 228L120 226L117 225L118 226L117 227L116 224L112 225V226L110 225L111 226V228H110L109 222L106 220V222H108L107 225L110 228V232H112V234H113V232L116 230L114 232V234L115 235L117 233H119V234L117 235L118 236L117 237L114 234L112 235L110 233V235H112L113 237L111 236L108 239L106 237L102 238V236L109 237V235H107L106 232H105L106 235L104 233H102L101 229L104 230L106 228L107 230H109V228H107V225H105L106 222L103 223L102 227H104V228L101 227L102 224L96 223L97 222V221L95 222L96 219H92V218H96ZM184 216H185V218H184ZM233 216H234V218L239 216V219L237 218L238 220H235V222H234ZM248 216L251 219L248 218ZM35 217H36V219H35ZM47 217L48 218L50 217L51 221L50 220L49 221L51 223H48L49 221L47 220L48 219ZM88 217L89 218L91 217L90 218L91 220L88 219ZM100 217H104L103 220ZM1 218L3 220H1ZM43 218H46V219H43ZM51 218H54V219L52 220ZM55 218H57L58 220H56ZM64 218H66V219H64ZM85 218L87 219V220H85V221H87V223L90 222V224H92L91 228H89L90 224L85 226L86 222L83 221V219H85ZM190 218H191V220H190ZM18 219L22 220V221L20 222ZM31 219H33V221ZM172 219H173V221H172ZM64 220H66V221H64ZM76 220H77V222L80 221L82 223V225H84L85 227L89 226L88 229H91L92 231H94L93 233H91L90 238H89L90 232H89V234H87L88 237L85 236V234H84V233L88 232L86 230L87 228L85 229L86 232L82 231L83 232L82 233L81 232L82 225L80 226V222H79L80 227L78 225H76V224H78V223H75ZM132 220H133V218H132ZM53 221L54 222L57 221V223L59 221L60 222L55 226ZM91 221L97 225L96 229L94 228L95 224L91 223ZM232 221L234 223H236L237 221L238 222L236 223V225L234 223H233V225H231ZM260 221H261V223L263 222L262 225L259 223ZM32 222L34 224H32ZM158 222H160V223H158ZM179 222L180 223L182 222L183 223L182 225H184L186 227L179 225ZM240 222H241V224H240ZM2 223H3V225H2ZM74 223H75V225H73ZM133 223L135 225H137L136 227L134 225V227L136 228L135 233L133 230V228H134ZM245 223H247L248 225H246ZM158 224H161V225H158ZM255 224L260 226L259 230H258V228H256L254 226ZM70 225L72 227V230H70L71 229ZM72 225L75 228L74 230H73ZM166 225H168V226L170 225L168 228H170L171 230L170 229L168 230V228H166ZM17 226H18V228H17ZM75 226L78 227V229ZM84 226H83V230H84ZM98 226L100 227L101 233L98 229L99 228ZM228 226H229V228H228ZM233 226H236L235 228H237V229H234ZM31 227H32V229H31ZM137 228L140 229L142 236L139 233ZM187 228H188V230H187ZM1 229H3V230H1ZM41 229H42V232L40 231ZM130 229H131V231H130ZM164 229H165L164 233L159 231V230H164ZM189 229H190V231H189ZM57 230H59L60 232ZM65 230H67V231L64 232ZM95 230H98V231L95 232ZM2 231L3 232L5 231L7 233L6 234H5V232L2 233ZM69 231H71L72 233ZM78 231L81 232L80 234H82V235H80ZM122 231H124V232H122ZM48 232H50V234ZM61 232H63V233H61ZM130 232L131 233L133 232L134 235L131 236ZM66 233H68V234L70 233L69 234L70 238L68 237V234H67L68 238H63V236ZM107 233H109V231H107ZM177 233L180 234V235H178V238H177ZM226 233L229 235H227ZM15 234H17V235H15ZM71 234H75V235L77 234L76 236H80V238L82 236L83 239L82 238L78 239L79 237L77 238V237H75V235H71ZM98 234L101 237L98 236ZM195 234H197L198 235L197 237H199L198 241H199V239H202L203 242H204V239L207 240L208 248L218 246L221 249L218 247L216 249L214 247L216 249V251H213L215 249L211 250L212 248L211 249L206 248L207 244H206V247H204L205 245L202 246L201 244H199V243H203V242H200L202 240H200L199 242L197 241V243L199 245H197L195 240H194L195 245H197L198 247L201 246L204 249L205 248L207 249V250H205V252L207 254L203 253L202 256L199 255V257H198L199 260L194 257V259H196V261H193L194 259L192 260L189 255L191 254L190 251H192V248L195 247V246L191 247L193 245L192 239H194V237L196 236ZM242 234H244L246 236H242ZM233 235L235 237H233ZM58 236H60L61 238ZM114 236L116 238H114ZM129 236H130V238H129ZM162 236L166 240H164V238ZM64 237H66V236H64ZM98 237H100V238H98ZM132 237H134V238H132ZM142 238H144L143 241H142ZM176 238H177V240H176ZM221 238L223 240L227 241V243H224V241ZM75 239L76 240L78 239V240L76 241ZM147 239H148V241H147ZM150 239H152V240L149 241ZM209 239L212 241V243ZM251 239H253V241H250ZM157 240H159V241H157ZM123 241H125V243ZM138 241H142V243L140 242V245H137V243L139 244ZM189 241L192 245L189 243ZM209 241L212 244V246H211V244H209ZM221 241H223V242H221ZM234 241H236L235 244H234ZM245 241H246V245H243V243ZM84 242H86V243L84 244ZM115 242H117V243L120 242V243L114 244V247H113L112 245ZM147 242H149V243H147ZM180 242H181L182 246H180ZM185 242H186V244L183 245V243H185ZM213 242H215V244H213ZM100 243H102V244L105 243V244L104 245L101 244V246H100ZM6 244H8V245L10 244L9 245L10 249L13 248V251L9 250V248H8L9 246H7ZM14 244H15V246H14ZM125 244H127L128 247H126ZM157 244H159V247L157 246ZM204 244H205V242H204ZM116 245H118V246H116ZM162 245L163 246L165 245V247H163ZM185 245H189V246H185ZM226 245L228 248H230L229 250L227 247L224 248ZM120 246H122V248H124L125 250L122 249ZM132 246H134V247H132ZM139 246H142V247H140V251L139 250L137 251ZM146 246H147V248H146ZM160 246H162V247H160ZM197 246L195 248L196 251L199 249ZM186 247H188V248H186ZM248 247L253 249L254 252L252 250H249ZM255 248H258V249H255ZM35 249H36V251H35ZM113 249L116 251V253L118 255L115 252H114L115 255H113ZM153 249H156V250L154 251ZM171 249H173L174 251ZM204 249H201V250L204 252ZM120 250L121 251L124 250V252L123 251L120 252ZM184 250H186V251H184ZM201 250H200V252H201ZM210 250H211V255H212L211 257H210V253H208V252H210ZM26 251H28L32 255V257L28 252H27L28 253L27 254ZM37 251H39L38 252L39 254L37 253ZM131 251H134L133 253L136 255L132 254ZM136 251L140 252L139 253L140 257H137L138 253ZM152 251H154V253L156 255L153 254ZM181 251H183V252H181ZM22 252L25 253V255L22 254ZM185 252L186 253L190 252V253H188L189 255L187 254V256H186ZM82 253H84V254L82 255ZM169 253H171V254L169 255ZM181 253H184L186 257L189 256L191 261L188 260V258H184L185 257V256H183L184 254H181ZM242 253L245 255L244 257L242 255ZM199 254H201V253H199ZM28 255H30V256L28 257ZM158 255H163V256L158 257ZM171 255H172V257H171ZM192 255L193 254H191V256ZM205 255H206V258H203V256H205ZM222 255H224L225 258ZM241 255H242V257H241ZM113 256H115L114 259L117 260L116 262L114 261V259H112V261H111L110 258H112ZM234 256H235V259H234ZM259 256H260V258H258ZM18 257H20V258H18ZM39 257L42 259H40ZM179 257H180L181 261H180ZM238 257H237V259H238ZM17 258H18V260H17ZM123 258H125L127 261H125V259H123ZM156 258H158V259H156ZM172 258L174 259L173 262L170 261V260H172ZM216 258H218V259H216ZM222 258H224V260H220ZM130 259H132V260L130 261ZM160 259L158 260L159 262L157 264H159V263L161 264L162 259L161 260ZM249 259H250V257H249ZM4 260H6V263L4 262ZM218 261H219V263H218ZM33 262H31L30 264H33ZM44 262H43V264H44ZM163 262H162V264H165ZM95 264H97V263H95ZM175 264H176V262H175Z\"/></svg>","mask_w":264,"mask_h":264},{"label":"bare ground","instance_id":"6f19581e","mask_svg":"<svg viewBox=\"0 0 264 264\" xmlns=\"http://www.w3.org/2000/svg\"><path fill=\"white\" fill-rule=\"evenodd\" d=\"M0 1L2 2V3L0 2V4H2V6H3V3L6 4V2H4V1H7V4L9 3L8 0H3V1L0 0ZM11 1H12V0H11ZM15 1H17V0H13V2H15ZM26 1H27V0H26ZM33 1H36V0H33ZM37 1H38V0H37ZM44 1H46V0H44ZM51 1H53V0H50V2H49V1H46V2L51 3ZM56 1H58V2L60 3L59 0H56ZM62 1H63V3L66 2V0H65V1L62 0ZM71 1H72V2H71ZM81 1H82V0H81ZM92 1H93V0H92ZM92 1L89 0L88 3H91ZM94 1H96V0H94ZM117 1H118V0H117ZM30 2H32V0H31ZM53 2H54V1H53ZM53 2H52V5H53ZM67 2H68V3H67ZM67 2L65 3L66 6L63 4V7L65 6V7L67 8V10H68V4H69V3H70V5H69V6H70L69 9H71V6H73V4H74V6H73V10H74V11L77 9L76 6H78V4H79V7H80V3H79L80 0H79L78 4H77V2H75V1H73V0H68ZM74 2H75V3H74ZM113 2H114V4H113V3H112V5L110 4V6H112V7L109 6L108 9H111V8L113 9V6H115V8H116V5H117L120 1H119V2H115V1H113ZM15 3H17V4H18V3H21V1L18 0V2H15ZM22 3H23V1H22ZM59 3H54L55 6H56V8H55V6H53V7L55 8V9H54V12H53V15H54L55 12L57 13V11H59V9H61V7H60L61 5H60ZM92 3H94V2H92ZM116 3H117V4H116ZM207 3H208V2H207ZM7 4L4 5L5 7L3 6V7H4L3 10L1 9V8H3V7H0V11H2L1 14H3V17L6 18V21H7V18H8V16H9V14L7 13V11H8V10H9V11L11 10L10 3L8 4L9 6H8ZM11 4H14V3L11 2ZM17 4H16V5H17ZM56 4H57V5H56ZM233 4H235V3H233ZM237 4L239 5V4H241V3H237ZM242 4H243V3H242ZM16 5H15V6H16ZM20 5H21V4H19V9H18V6H16V7H17V9L19 10L20 14H24L23 12L21 13V11H22V10H26L27 8H25L24 4L21 5V6H23V7H20ZM37 5H38V4H35V5L33 6V9H34V8L36 9V8H37ZM46 5H47V3H46ZM97 5H98V4H96V6H97ZM231 5H232V4H230V5H228V6L230 7ZM238 5H237V6H238ZM7 6L10 7V8H9V9L6 8ZM35 6H36V7H35ZM38 6H41V5H38ZM43 6H44V5H43ZM57 6H58V7H57ZM83 6H84V5H83ZM117 6H118V5H117ZM226 6H227V4H226ZM233 6H234V5H232V7H233ZM48 7H51L50 4H49V6H47L46 8H48ZM65 7H64V9L66 10ZM87 7H88V6H87ZM90 7H91V9H89V10H92V6H91V5H90ZM90 7H88V8H90ZM229 7H228V8H229ZM21 8H22V9H21ZM23 8H25V9H23ZM57 8H58V10H57ZM75 8H76V9H75ZM224 8H225V7H224ZM226 8H227V7H226ZM226 8H225V9H226ZM20 9H21V11H20ZM35 9H34V10H35ZM64 9H63V11H64ZM112 9H111V10H112ZM230 9H232V8H230ZM242 9H243V8H242ZM4 10H5V11H4ZM34 10H33V11H34ZM42 10H43V9H42ZM113 10H114V9H113ZM228 10H229V9H228ZM239 10H240V9H239ZM74 11L72 12V14L75 13ZM4 12H5V13H4ZM19 12H18V11L15 12V15H17ZM256 12H257V11H256ZM6 13H7L8 15H7ZM12 13H13V12L10 11V15H11ZM16 13H17V14H16ZM31 13H32V11H31ZM90 13H91V12H90ZM147 13H148V14L145 15L144 19H142L140 22H137V23H133V21L135 22V21H137V20H136V19L134 20L133 18H131V17L129 16V19H131V22H132L133 24H130L131 22L128 20V18L126 19V17H125V21H128V24H127L126 22H124V23H125V25H126V24H127L128 26L130 25L129 27H128V26L126 27V26L124 25L123 22H122L123 26H121L120 23H119V24H120V25H119L118 22H120V21H119L120 19H119V20L117 19V20H118L117 23H114L113 25H111L110 29H105V28H104V29L106 30V32H111L110 34H112L113 36L117 37L118 40H117L116 42L119 43V44L116 46V48H117V53L109 52L110 49H109V50L106 49V47H105L106 44L104 45V41H103L104 38H103L102 35H101V36L98 35V36H100V37L97 36V37H98V39H96L97 41L94 39V42L96 41L95 44H94V43L92 44V45H94V50H93L94 54H93V55H94V57L96 56V58H94V59H97V58H98L97 61H96V62H98V63H99V59H101V60L103 59V61H106L105 63L103 62V68H101L102 70L100 69V67H99L98 64H97L98 68L101 70L100 72L102 73V75H104V74L107 73V72L111 73L110 71H112L113 68H112L110 71H109V70H106V68L108 69V67L111 68V66H113V65H114V66L117 65V64L119 63V62H117V61H118L119 59H120V60L123 59L122 61L125 60V61H127V62H130V63L133 65V68H135L134 70H132L133 72H132L131 69H130L131 67L129 68V69H130V72H129V70H128V72H129V73L132 72L133 74L131 73L132 76H131V77L128 76V78L130 77V79H131L132 82L135 81V82L137 83V82H139V81L143 78V77H141V76H142V75H145V73H146V74H148V73L151 74V72H152V73H155L156 71L159 70V67H160V69L162 68L161 66H163V64L161 63L160 66H157V65H156V66L158 67V68L156 67V68H157L156 71H154V70L152 69L151 72H146L147 69H145V70H144L145 73H144V71L141 72V71L143 70L144 67H148L149 62H150V60H151L152 57L157 56V58H158V55H159V56L161 55V54L159 53V51H160V52H161V51H164V53H165V54L163 53L164 55H166V54H167L168 52H170V51H171L170 53H173L174 55H175V53H176V51L174 50V47H175V46L177 47V45H175V44H172V47H169V46H168V48H173L172 50H168V49H166V46H163V47H165L164 50H162L163 47H162L161 49H158V48H157V45H159V44H161V43H162V44L166 43L167 45H169L168 43H170V42L172 41V38H173L174 42H177V43L179 44L178 48H181V50H182L183 52L187 51L189 48H190V50H191V48H192V47H191V46H192L191 43H190V45H189V44L187 45L188 47L190 46L189 48H188V47H186L187 49L184 48V47L186 46L187 42H188V43H189V42H192V41L189 40L187 37L189 36L190 38H193V37H191V35L187 32L188 30H185V31H183L184 29H183V30H179L180 28H181V29L183 28V27H181L180 25H178L180 28L177 29L178 27H176V26H177L176 23L173 25L174 28H172V27H173V26H172V23H171L172 21H171L167 16L158 15V14H157V10H156V13H155V10L152 11V13H151V11H148V10H147ZM236 13H237V11H236ZM242 13H243V12H242ZM1 14H0V15H1ZM32 14H33V13H32ZM58 14H59V13H58ZM72 14H71L70 16L73 18V15H72ZM94 14H95V13H94ZM138 14H139V13H138ZM233 14H234V13H233ZM233 14H232V15H233ZM254 14H255V13H254ZM33 15H34V14H33ZM33 15H32V17H33ZM74 15H75V14H74ZM80 15H82V13H80ZM141 15H142V14H141ZM234 15H235V14H234ZM256 15H257V13H256ZM259 15H260V14H259ZM26 16H28V15H26ZM26 16H25V15H21V18H19V14H18V16H16V18L21 19V21H22V20L24 21V17L26 18ZM34 16H35V15H34ZM37 16H38V15H37ZM39 16H40V15H39ZM42 16H44V14H43ZM42 16H41V17H42ZM46 16H47V15L45 14L44 17H46ZM56 16H57V14H56ZM56 16H55L54 18H56ZM70 16H69V17H66V18L68 19V21L71 19ZM251 16H252V14H251ZM9 17H10V16H9ZM22 17H23V19H22ZM29 17H31V16H29ZM77 17H78V16H77ZM93 17H94V16H93ZM164 17H165V18H164ZM166 17H167L168 20L166 19ZM11 18H12V17H10V19L8 18V19H9L8 22H9L10 20L13 21L14 16H13L12 19H11ZM16 18H15L14 20H16ZM34 18L36 19V17H34ZM37 18H39V17H37ZM42 18H43V17H42ZM54 18H53V19H54ZM61 18H62L63 22H64V19H66L65 17H64V18L61 17ZM69 18H70V19H69ZM97 18H98V17H97ZM97 18H96L95 20H96V23H97V25H98V21H99V19H97ZM141 18H142V17H141ZM260 18H261V17H260ZM31 19H32V18H31ZM43 19H44V18H43ZM58 19L61 21V19H60V15H59ZM74 19H76V17H75ZM82 19H83V18H82ZM139 19H140V18H139ZM139 19H138V20H139ZM2 20H3V19H2ZM50 20H51V19H50ZM54 20L57 21V19H54ZM54 20H53V21H54ZM71 20H73V19H71ZM123 20H124V18H123ZM132 20H133V21H132ZM169 20H170V23L168 22ZM217 20H220V19L217 18ZM217 20H215V21H213V22H217ZM0 21H1V17H0ZM17 21H18V20H17ZM17 21H15V22H17ZM23 21H22V22H23ZM35 21H36V23H37V28H38V24L41 22V19H40V20H35ZM39 21H40V22H39ZM53 21H48L50 24H49V23H47V24H49L51 27H53V26L51 25V24H52L51 22H53ZM74 21H75V20H74ZM74 21H73L72 23L75 24V22H76L77 20H76L75 22H74ZM121 21H122V20H121ZM251 21H252V20H251ZM2 22H3V25H2V26L4 27V26H5V25H4V20L1 21L0 23H2ZM8 22H7V23H8ZM13 22H14V21H13ZM114 22H115V21H114ZM167 22H168L169 24H168ZM213 22H212V24H214ZM236 22H237V21H236ZM236 22H234V23H236ZM243 22H244V21H243ZM7 23H6V25H9V23H8V24H7ZM11 23H12V22H11ZM17 23L19 24V22H17ZM57 23H58V22H57ZM64 23H65V22H64ZM64 23L62 24V21L60 22V24H62V25H59V23H58V28L60 29V26H62V27H63V25L65 26ZM76 23H78V22H76ZM84 23H85V22H84ZM13 24H15V23H13ZM13 24H12V26H14V27L16 28L17 31L20 30V29L22 28V31L24 32V34H22V33H18V36H19V37L17 36L16 33H14V35H12V36H14V38H16V37L18 38L17 40H19V43H20V41L23 42L24 40H26V37H25L24 35H26L27 33H29V36H30V37H27V39H29L28 41L31 40V36H32V41H31L30 43L33 44V42H35V40L33 41V39H35L37 36H35V38H34L33 33L36 35L35 32H37V30H38L39 28H38V29H35V30H36L35 32H34L33 30H30V31H33V32H31L32 35H30V31H28L29 28H27V31H25V28H24L23 26H22V27L20 26V27H21V28H20L17 24H15V25H13ZM20 24H21V22H20ZM41 24H42V23H41ZM47 24H44V25H47ZM55 24H56V22H55L53 25H55ZM74 24H73V26H74ZM78 24H79V23H78ZM219 24H220V23H219ZM258 24H259V23H258ZM258 24H257V25H258ZM42 25H43V24H42ZM49 25H48V26H49ZM69 25H70V24H69ZM79 25H80V24H79ZM118 25H119L120 27H124L125 29L123 28V30H118V29H119V28H118ZM234 25L237 26V24H234ZM255 25H256V24H255ZM12 26H11V28H10L11 30L14 28V27L12 28ZM16 26H18V27H16ZM48 26H45V27H47V29H44V30H45V31H47V30L50 31V34H51V29L53 30V28H50V27H48ZM55 26H56V25H55ZM73 26L71 25V29H72V30H71L70 28H67V27L65 26L66 29H67V30L65 29V31H64L63 28L61 27L62 29H60V30H63V31H60V30H59V36L61 37L62 34L66 33V31H69V30H70L69 32H71V34H72V31H77V32H78V31H79V29H78V28H79L78 25L75 27L76 30L73 28ZM92 26H93V25H92ZM210 26H211V25H210ZM220 26H221V25H220ZM228 26H229V25H228ZM231 26H232V25H231ZM3 27H2V28H3ZM7 27H10V26H7ZM35 27H36V25H35ZM43 27H44V26H43ZM45 27H44V28H45ZM65 27H64V28H65ZM68 27H70V26H68ZM77 27H78V28H77ZM83 27H84V26H83ZM83 27L80 26V28H81L80 31L83 30V29H82ZM95 27H98V26H95ZM95 27H93V29H91V26H90V27H89V29H90L89 33H91V31L94 32ZM175 27H176V28H175ZM237 27H238L240 30L242 29L240 26H237ZM237 27H236V28H237ZM2 28H1V29H2ZM17 28H20V29H17ZM55 28H56V27H55ZM107 28H108V27H107ZM222 28H223V27H222ZM245 28H246V27H245ZM7 29H8V28H6L5 30H7ZM33 29H34V28H33ZM68 29H69V30H68ZM77 29H78V30H77ZM89 29H88V30H89ZM121 29H122V28H121ZM234 29H235V27H233V30H234ZM2 30H3V29H2ZM16 30L14 29V30H12V32H11V31H9V29H8L7 31H9V32H7V34H8V33L13 34V32H14V31L16 32ZM44 30H43V31H44ZM85 30H86V29H84V32H85ZM124 30H125V31H124ZM224 30H225V29H224ZM236 30H238V29H235V31H236ZM250 30H253V27L250 26ZM48 31H47V32H48ZM56 31H57V30H56ZM103 31H104V30L102 29V33H103ZM120 31H122V33H120ZM235 31H234V33H235ZM20 32H21V30H20ZM57 32H58V31H57ZM62 32H64V33H62ZM224 32H225V31H224ZM228 32H229V31H228ZM243 32H244V31H243ZM251 32H252V31H251ZM255 32H256V31H255ZM261 32H262V31H261ZM53 33H54V34H53ZM53 33H52V35H53V36H56V35H55V34H56L55 31H53ZM60 33H62V34H60ZM79 33H81V32H79ZM89 33H87L88 36L84 35V37L88 39V37H89ZM102 33H101V34H102ZM187 33H188V36L186 35ZM226 33H227V32H226ZM252 33H253V32H252ZM256 33H257V32H256ZM0 34H1V35H4V33H2V32H1ZM7 34H6V37H7ZM37 34H38V33H37ZM50 34H49V35H50ZM57 34H58V33H57ZM69 34H70V33H68V36H67V34H66L65 36L69 37ZM76 34H77V33H76ZM83 34H84V33L82 32V38H83V39L80 38V40H78V41H80V42H83V41H84ZM103 34H104V33H103ZM107 34H108V33H107ZM22 35L25 37V39L22 37ZM185 35H186V36H185ZM10 36H11V35H10ZM26 36H28V34H27ZM38 36H39V35H38ZM63 36H64V35H62V38H64ZM70 36H71V38H72V35H70ZM76 36H77V35H76ZM118 37H120V39H119ZM10 38H11V37H10ZM20 38H21V40H20ZM50 38H51V36L49 37V39L46 40V41H49V42H47L48 44H46V46L48 45V47L50 46V48H51L52 45H51V44L49 45V43H50L53 39L50 40ZM52 38H54V37H52ZM185 38H187L189 41H188L187 39H185ZM258 38H259V37H258ZM258 38H257V40H258ZM6 39H7V40H6ZM6 39L4 38L3 41L0 40L1 45H2V44H6V42H8L9 47H11V44H14V41L12 40L13 37L10 39V41H9L8 37H7ZM23 39H24V40H23ZM40 39H41V38L37 39V41L40 40ZM58 39H59V38H58ZM66 39H67V38H65V39H61V40H63V41L65 42ZM69 39H70V37H69ZM69 39H67V41H69ZM72 39H73V38H72ZM41 40H42V39H41ZM74 40H75V39H74ZM85 40H86V39H85ZM192 40L195 41V42H192L194 47H193V49H192L193 52H192V51H191V52H192V53H195V52H194L195 45L198 46V45H200V44H198V42H197L194 38H193ZM28 41H27V42H28ZM46 41H45V42H46ZM54 41H57V40H53L52 42H54ZM63 41L61 42V44H63ZM67 41H66V42H67ZM72 41H73V40H72ZM72 41H71V42H72ZM76 41H77V40H76ZM119 41H121V42H119ZM151 41L155 42V43H154L155 46H152V48H151L150 45H154V44H151V43H150V45L148 44V43L151 42ZM261 41H262V40H261ZM9 42H10V43H9ZM12 42H13V43H12ZM24 42H25V41H24ZM66 42H65V43H66ZM71 42L69 41V42L66 43V44L64 43V45H60V44H59V43H60V40H59V41H57V42H55V43H56L57 45L59 44L60 46H65V45H66V47H62L63 50H61V47H60V48L57 49L56 51H51V53H50V52H49V53H50L52 56H54V54H57L60 50H61L62 52H64V50H65V51H66V50L68 51V49H66V48H68L67 46H69V45L71 46ZM80 42H79V43H80ZM85 42H86V41H85ZM85 42H83L82 45H84ZM92 42H93V41H92ZM156 42L159 43V44H156ZM172 42H173V41H172ZM172 42H171V43H172ZM174 42H173V43H174ZM35 43H36V42H35ZM55 43H54V44H55ZM69 43H70V44H69ZM105 43H106V40H105ZM195 43H196V44H195ZM21 44H22V43H21ZM42 44H43V46H45L44 41H43ZM68 44H69V45H68ZM73 44H74V41H73L72 45H73ZM197 44H198V45H197ZM29 45H30V44H29ZM59 45H58V46H59ZM82 45H81V43H80V46H82ZM173 45H175V46H173ZM24 46H25V45H24ZM55 46H56V45H55ZM58 46H56L55 49H56ZM70 46H69V48L71 49ZM147 46H148V47H147ZM180 46H181V47H180ZM0 47H1V46H0ZM9 47L7 46V49H9ZM16 47H17V46H16ZM31 47H32V45H31ZM48 47H47V48H48ZM85 47H86V45H85ZM158 47H160V46H158ZM182 47H183L184 49H186V50L184 51V50L182 49ZM1 48H2V47H1ZM14 48H15V46H14ZM25 48H26V47H25ZM44 48H45V47H44ZM50 48H49V49H50ZM79 48H80V47H79ZM147 48H148V49L151 48V49H149L150 52H149V50H148ZM197 48H198V47H197ZM200 48H201V47H199L198 49H200ZM15 49H16V52H17V53H21V51H22V50H21V51L19 50L20 52H18V51H17V49H19L18 47L15 48ZM80 49H81V48H80ZM135 49H136V52L138 53V57H137V56H129L131 52L135 51ZM36 50H37V49H36ZM51 50H52V49H51ZM76 50H77V49H75V51H76ZM83 50H84V49H83ZM89 50H91V48H90ZM165 50H166V51H165ZM176 50H177L178 53H180V55H181V51L178 50V49H176ZM190 50H189V51H190ZM201 50H203V49L201 48ZM2 51H4V50L2 49ZM23 51H24V48H23ZM48 51H49V50H48ZM57 51H58V52H57ZM77 51H78V50H77ZM79 51H80V50H79ZM86 51H88V50H86ZM152 51H153V52H152ZM189 51H188V52H185L184 54L182 53V55H185V56H182V57L185 59V61L188 59V58L186 59V55H187V57L189 56V54H188ZM195 51H196L197 53H199L198 50H197L196 48H195ZM199 51H200V50H199ZM8 52H9V51H8ZM36 52H37V51H36ZM53 52H54V53H53ZM71 52H72V49H71L70 52H68V55H69ZM73 52H74V50H73ZM174 52H175V53H174ZM202 52L204 53V51H202ZM205 52H206V51H205ZM0 53H1V55H0V57H1V56H3L2 53H5V52H0ZM38 53H39V50H38ZM49 53H47V54H49ZM52 53H53V54H52ZM170 53H168V54H170ZM192 53H190V54H192ZM200 53H201V51H200ZM203 53H202V54H203ZM9 54H10V57H11L12 55H11L10 52H9ZM50 54H49V55H50ZM59 54H61V52H59ZM173 54H172V55H173ZM51 55H50V57H52ZM62 55H63V54H62ZM68 55H67V56H68ZM88 55H92V54H88ZM88 55H87V56H88ZM176 55H177V54H176ZM194 55H195V54H194ZM203 55H204V54H203ZM206 55H208V54L205 53V55H204L205 59H203V60H206V59H207L206 62L208 61V59L211 60V61L209 60V62H207V67H209L210 65H212V62H214L215 60H212V59H213L212 56H210L211 58H207V57H209V55H208L207 57H206ZM35 56H36V55H35ZM39 56H40V54H39ZM65 56H66V55H64V57H65ZM4 57H5V56H4ZM42 57H43V55H42ZM50 57H49V58H50ZM54 57H56V56H54ZM60 57H61V56H60ZM62 57H63V56H62ZM62 57H61V58H62ZM64 57L62 58L63 60H61V58H60V59L57 58V59L60 60L62 63L65 62V63L67 64V67H70V64H68V61L65 59L66 57H65V58H64ZM88 57H89V56H88ZM175 57H176V56H175ZM177 57H178V56H177ZM177 57H176V58H177ZM182 57H180V58H181V59H180L181 61L183 60ZM189 57H192V56H189ZM2 58H3V57H2ZM2 58H1V59H2ZM19 58H20V57H19ZM67 58H68V57H67ZM69 58H70V60H71L73 57H72V58L69 57ZM1 59H0V62H1ZM4 59H5V61H6V59H8V58L5 57ZM11 59H12V58H11ZM50 59H51V58H50ZM152 59H153V58H152ZM155 59H156V58H155ZM190 59H192V58H190ZM190 59H189V61H190ZM193 59H194V58H193ZM13 60H14V57H13ZM13 60H12V61H13ZM15 60H16V59H15ZM15 60H14V62H15ZM51 60H52V59H51ZM91 60H92V59H91ZM153 60H154V59H153ZM174 60H176V59H174V57H173V60H171V61H174ZM195 60H196V59H195ZM203 60H202V63H201V64H203V62H204ZM2 61H3V62H1L0 67H1V65H3V63H4V65H5L4 60H2ZM7 61H8V60H7ZM73 61H74V60H73ZM88 61H89V60H88ZM122 61H121V63H122V65H123L124 62H122ZM178 61H179V60H178ZM191 61H193L192 64H194V62H195V64H194V65H191V64H190V66H192V67H194V68H196V67H197V68H200V66H198V65H200V60L197 59V61H199V62L194 61V60H191ZM8 62H9V61H8ZM18 62H20V61H18ZM71 62H72V61H70V63H71ZM76 62H77V61H76ZM91 62H92V61H91ZM93 62H94V60H93ZM196 62H197L198 64H197ZM210 62H211V63H210ZM10 63H11V62H10ZM62 63H60V64H62ZM65 63H63V64H65ZM73 63H74V62H72V64H73ZM84 63H85V61H84ZM100 63H101V64H99V65L102 67V61H100ZM176 63H177V62H176ZM209 63H210V64H209ZM13 64H14V63H13ZM15 64H16V63H15ZM15 64H14V65H15ZM88 64H89V62H88ZM104 64H107V65H108V66L106 65L107 67H106L105 69H104ZM109 64H110L111 66H110ZM158 64H159V63H158ZM165 64H166V63H165ZM177 64H178V63H177ZM177 64H176V65H177ZM41 65H42V64H41ZM68 65H69V66H68ZM74 65H75V64H74ZM118 65H119V64H118ZM118 65H117V66H118ZM127 65H128V64H127ZM204 65H206V64L204 63ZM204 65H201V67L203 68ZM208 65H209V66H208ZM5 66H6V65H5ZM43 66H44V65H43ZM82 66H83V65H82ZM91 66H92V65H91ZM97 66H96V67H97ZM119 66H120V65H119ZM130 66H131V65H130ZM38 67H40V66H38ZM73 67H74V66H73ZM120 67H121V66H120ZM122 67H124V66H122ZM125 67H126V66H125ZM127 67H128V66H127ZM163 67H164V66H163ZM207 67H205V69H207ZM9 68H10V71H11V72H15V71H12L13 68H14L13 66H12V67H9ZM15 68H16V66H15ZM41 68L43 69V67H41ZM75 68H76V67H75ZM75 68H74V69H75ZM110 68H109V69H110ZM174 68H176V67H174ZM1 69H2V70H1ZM1 69H0V70H1V71H0V74H1V72L3 73V71H4V72H5V71H8V70H3V69H6V68H1ZM7 69H8V68H7ZM45 69H46V68H45ZM96 69H97V68H96ZM121 69H122V68H121ZM121 69H120L119 72H121ZM126 69H127V68H126ZM126 69H125V71H127ZM14 70H15V69H14ZM28 70H29V69H28ZM82 70H83V69H82ZM103 70H106L107 72L105 71V72L103 73V72H102ZM149 70H150V69H149ZM149 70H148V71H149ZM174 70H175V69H174ZM176 70H178V68H177ZM10 71H9V72H10ZM18 71H19V70H18ZM94 71H96V70L94 69ZM113 71H114V70H113ZM117 71H118V70H117ZM16 72H17V70H16ZM77 72H78V71H76V73H77ZM96 72H97V74L100 73V72H98V70H97ZM50 73H51V72H50ZM72 73H73V72H72ZM74 73H75V72H74ZM89 73H91V72H89ZM92 73H95V72L92 71ZM101 73H100V74H101ZM109 73H108V75H109ZM113 73H114V72H113ZM143 73H144V74H143ZM7 74H8V72H5V73H4L5 78L3 79V78L0 77V81H1V79H3L4 81H6L5 79H7L8 82H10L11 80H10V78H8V77H10V75H7ZM41 74H42V73H41ZM126 74H127V73H126ZM150 74H149V75H145V77L150 76ZM157 74H159V73H157ZM49 75H50V74H49ZM108 75H107V76H108ZM119 75H121V73H120ZM128 75H129V74H128ZM133 75H134V76H133ZM153 75H154V74H153ZM153 75H152V77L150 76V79H152V78L154 77ZM171 75H172V74H171ZM0 76H3V74L0 75ZM110 76H111V75H110ZM158 76H159V75H158ZM42 77H43V76H42ZM132 77H136V79H138L139 77H140V78H139L138 81H136V79L134 80V78H132ZM137 77H138V78H137ZM154 78H156V77H154ZM158 78H159V77H158ZM45 79H46V78H45ZM68 79H69V78H68ZM130 79H128V80L130 81ZM132 79H133V80H132ZM143 79H144V78H143ZM143 79H142V80H143ZM148 79H149V78H148ZM150 79H149V80H150ZM163 79H164V78H163ZM46 80H47V79H46ZM69 80H70V79H69ZM146 80H147V79H146ZM153 80H154V79H153ZM88 81H89V80H88ZM131 81H130V82H131ZM161 81H162V79H161ZM163 81H164V80H163ZM1 82H3V81H1ZM56 82H57V81H56ZM89 82H90V81H89ZM103 82H104V81H103ZM103 82H102V83H103ZM135 82H134V84L136 85ZM4 83H5V82H4ZM104 83H105V82H104ZM104 83H103V84H104ZM6 84L10 85L11 83H7V82H6V83H5V86H6ZM74 84H75V83H74ZM8 85L5 87L4 85L1 84V86H0V89H1V90H2L1 87H5V88H3V90L5 91V95L7 94V92H6V88L9 89V88L11 87V86L8 87ZM22 86H23V85H22ZM22 86H21V87H22ZM40 86H42V85H40ZM47 86H48V85H47ZM50 86H51V85H50ZM22 88H23V87H22ZM47 89H48V88H47ZM47 89H43V90H47ZM9 90H10V89H9ZM9 90H7V91H9ZM23 90H24V89H23ZM26 90H27V89H26ZM49 90H50V89H49ZM86 90H87L86 92H89L91 89H86ZM88 90H89V91H88ZM4 91H0V92L2 93V92H4ZM28 92H29V91H28ZM86 92H85V93H86ZM16 93H17V91H16ZM19 93H20V92H19ZM19 93H18V94H19ZM29 93H30V92H29ZM44 93L47 94L46 92H44ZM153 93H154V92H153ZM11 94H13V93H11ZM11 94H8V95L11 97ZM49 94H51V93L48 92L47 96H49ZM52 94H53V92H52ZM0 95H1V98H0V103H1V104H0V105H2V103H5V102H4L5 100H3V97H2L4 94H0ZM95 95H96V92H95ZM131 95L134 96L133 94H131ZM139 95H140V94H139ZM173 95H174V94H173ZM173 95H172V96H173ZM12 96H13V95H12ZM29 96H30V95H29ZM35 96H36V95H35ZM51 96H52V95H50L49 97L51 98ZM54 96H55V94H54ZM120 96H121V95H120ZM23 97H24V96H22V98H23ZM37 97H38V95H37ZM40 97H41V96H40ZM40 97H39V98H40ZM42 97H43V101H44V103H45L47 100L45 101V100H44V96H42ZM42 97H41V98H42ZM45 97H46V95H45ZM52 97H53V96H52ZM116 97H117V95H116ZM116 97H115V98H116ZM126 97H127V99H129L128 97H131V96H126V95H125V97H123V98H126ZM135 97H136V96H135ZM24 98L27 99V97H24ZM28 98H29V97H28ZM30 98H31V97H30ZM74 98H75V97H74ZM96 98H97V96H96ZM4 99H5V96H4ZM6 99H9L8 96L6 97ZM47 99H48V97H47ZM127 99H126V100H127ZM130 99H131V98H130ZM134 99H135V98L131 99V100H132V103H134V102L136 101V102L134 103V105L131 104V106H130L131 108L135 106V104L137 103V100L139 99V97L136 98L137 100H134ZM172 99H173V98H172ZM172 99H171V100H172ZM1 100H3V102H1ZM9 100H10V99H9ZM9 100H7V102H9ZM24 100H25V99H24ZM29 100H30V99H29ZM48 100H49V99H48ZM78 100H79V99H78ZM86 100H87V99H86ZM88 100H89V99H88ZM99 100H100V99H99ZM131 100H130V101L128 100V101L126 102L125 105H127L128 102H129V103H128V105H129L130 102H131ZM133 100H134V102H133ZM177 100H178V99H176V102H177ZM26 101H27V100H26ZM43 101H41V102L43 103ZM73 101H75V100H73ZM73 101H72V103H73ZM90 101H91V100H90ZM138 101H139V100H138ZM155 101H156V100H155ZM173 101H174V100H173ZM7 102H6V103H7ZM11 102H12V101H11ZM30 102H31V100H30ZM30 102H29V103H30ZM179 102H180V101H179ZM179 102H178V105L180 104ZM27 103H28V101H27ZM89 103H90V102H89ZM141 103H142V102H141ZM141 103H140L139 106H138L139 103L136 104V105L138 106V107H137V106L135 107V108H137V110H138L137 113L142 112V110L139 111L140 106L142 105ZM156 103H157V101H156ZM7 104L10 105V103H7ZM7 104H5V105H6V109H8ZM13 104H14V103H13ZM53 104L56 106V108L58 107L55 103H53ZM53 104H52V106L54 107ZM68 104H71V103H68ZM113 104H115V103H113ZM160 104H162V103H160ZM3 105H4V104H3ZM16 105H17V104H16ZM16 105H15V106H16ZM21 105H22V104H21ZM25 105H26V104H25ZM28 105H30V104H28ZM28 105H27L26 107L28 108V110H31V109H29ZM41 105H42V104H41ZM50 105H51V104H50ZM125 105H123V107H124ZM144 105H145V104H144ZM147 105H148V103H147L145 106H147ZM183 105H184V104H183ZM12 106H13V105H12ZM61 106H62V105H61ZM71 106H72V104H71ZM86 106H87V105H86ZM153 106H154V105H153ZM153 106L151 105V107H150V105H149L150 109H151ZM166 106H167V105H166ZM26 107H25V108H26ZM30 107H33V106L30 105ZM49 107H50V106H49ZM49 107H48V108H49ZM67 107H70V106L68 105V106H66V108H67ZM87 107H88V106H87ZM117 107H118V105H117ZM117 107H116V108H117ZM121 107H122V106H120V108H119V112H120V113H122V111H123V110L121 109ZM127 107H128V106H127ZM130 107H128V108H130ZM157 107H158V106H157ZM157 107H156V108H157ZM187 107H188V105H187ZM190 107H191V106H190ZM12 108H13V107H12ZM25 108H24V109H21V110H25ZM48 108H45L44 111H43V110H40L41 113H42V111H43L44 113L46 112L47 117H44V116H46L44 113H43L44 115L42 114V116L39 115V117H36V116L38 115V114H36V113H38L39 110H37L35 107H33V109H34V110L36 109V110H35L36 112L33 111V113H35L36 116H35V114H33V113L31 112L32 110H31L30 112H31L33 115L29 112L32 116H35V117H33L34 119H33V118H32V119H33V121H35V119H36V123H35L36 125L38 124L37 122H39V121H37L38 119H40V118L42 119V118H43V120H44V119L47 120V118H49V116L52 117V120L56 121L55 118L58 119V116H59V115H58L57 113L60 111V112H61V117H59L60 119L57 120V121H60V123L57 122V123H59L60 125H59V124H58V125H59V126L62 125L63 127L65 126V127H64L65 130H66V128H67L66 126L68 125V126H69L68 129H70V125H69V124H71V121H70V122H63V121H66V120H65L66 116L63 117L64 119L62 118L63 114L66 115L67 112H64V111H62V110H59L60 107H59V109H56V110H55V108L53 109V108L50 107V108H51L53 111H55L56 113H55V112L53 113V111H51V112H50L51 115H49V110H50V108H49V109H48ZM91 108H92V107H91ZM93 108H94V107H93ZM95 108H96V106H95ZM125 108H126V106H125ZM125 108H124V110H125ZM144 108H145V107L142 105L141 109H144ZM167 108H168V107H167ZM180 108H181V107H179V109H180ZM61 109H63V108H61ZM70 109H71V107H70ZM72 109H73V108H72ZM72 109H71V111H72ZM96 109H97V108H96ZM188 109H189V110H188ZM188 109H187V111H188L189 113L191 112L190 115H195L196 111H194V107H193V109H191V108H188ZM12 110H13V109H12ZM21 110H19V111H21ZM28 110H27V109L25 110L26 113H27V114L25 113V115H24V112H25V111H24V112L21 111L23 115L21 114V112L19 113V114H21V116L19 117V121H20V118H22V121H23V122L25 121V122H24V123H25L24 125L28 124V120H27V119L32 120V119H31V116H29L30 114L28 115ZM47 110H48V111H47ZM58 110H59V111H58ZM63 110H66V109H63ZM117 110H118V109H117ZM120 110H121V111H120ZM126 110H127V108H126ZM129 110H130V109H129ZM133 110L137 111V110L134 109V108H133ZM145 110L147 111V107H146ZM151 110H152V109H151ZM183 110H184L183 112H187V111H185V106L183 107ZM190 110H192V111H190ZM13 111L16 112L15 109H14ZM19 111H18V112H19ZM40 111H39V112H40ZM57 111H58V112H57ZM73 111H74V110H73ZM135 111H134V112H135ZM157 111H159V110H157ZM157 111H156V112H157ZM163 111H164V110H163ZM193 111H194L195 113H194ZM14 112H13V113H14ZM18 112H17V113H18ZM62 112H63V114H62ZM105 112H106V111H105ZM127 112H128V111H127ZM143 112H144V111H143ZM192 112H193L194 114H192ZM70 113H71V112H70ZM123 113L125 114L126 112L124 111ZM145 113H146V112H144L143 115H144ZM150 113H151V112H150ZM158 113H159V112H158ZM164 113H167V109L164 111ZM56 114H57L58 116H56ZM59 114H60V113H59ZM118 114H119V113H118ZM139 114H140V113H139ZM139 114H138V115H139ZM167 114H168V113H167ZM167 114H165V115H167ZM16 115H17V114H16ZM16 115H14V116H16ZM27 115H28V116H27ZM52 115H53V116H52ZM67 115H68V114H67ZM122 115H123V114H122ZM136 115H137V114H136ZM141 115H142V113H141ZM141 115H139V116L141 117ZM152 115H153V113H152ZM186 115H187V114H186ZM196 115H197V114H196ZM25 116H27V117H25ZM86 116H87V115H86ZM123 116H124V115H123ZM123 116L119 118V119H121V120H119V119H115V121L113 120L114 123H112V124H114L115 127H116V124H117L116 122H117L118 120H119L118 123L122 122V124L120 123V125H117V126H119L120 128L123 127V130L121 129L120 131H118L119 133H121L122 136L119 135L118 137L121 136V137H123V139L127 138V137H124V136L126 135V134H124V133H125L124 131L128 132V133H127L128 136L130 135V136L132 137V135L134 136V132H138V133H139V130H140L141 133L145 132V133L147 134V137L150 138L149 140H151V138H152V141L155 142L154 138H160V137L162 136L163 138H161V139H162V143H161V144H164V142H168V143L170 142L169 144H168V143H165L166 146H164V147L166 148V150L164 151V153H165L166 151H167L166 154L169 152V153H168V154H169V159H170L171 152L168 151V150L176 151V150H174V149H179V151H181V148H179V144H176V145H175L174 143H173V144L171 143V142L175 141V139H174L173 141H171V139H166V138H167V137H166V136H167V133L164 132L165 129L167 128V130H168V127H169V129L174 128V127H175V123H176V122L174 123V122H172V121H171V122H168L169 120H167V119H168V116H169V115L166 116V117H167L166 120H165V119H161V115H160V117L158 116V117L160 118V119H159V118H158V119H159V121L161 122V123L159 122V124H157L158 128L154 125V122H155V120L157 119V115L154 116V117H156V118H153V119H154V120H153L154 122H153L152 125H154V126L150 125L149 122H148L149 125H148L147 123L145 124L146 121L143 122V125L145 124L144 126H140V125H142V123H140V122L138 123V122H137V120L140 121V118L137 116L139 119H137V120L135 121V122H137V123L135 124V127L132 126V125H134V124H133V123H134V122H133L134 120H133V121H132V120L129 121V119H131V117H130L131 115L129 116L130 118L128 117V119H126V118L123 117ZM127 116H128V115H127ZM127 116H126V117H127ZM162 116H163V115H162ZM23 117L25 118V120H23V119H24ZM87 117H88V116H87ZM87 117H86V118H87ZM135 117H136V116H135ZM150 117H151V116H150ZM166 117H165V118H166ZM61 118L63 119V121H62ZM69 118H70V116H69ZM107 118H108V117H107ZM124 118H125V119H124ZM16 119H18V118H16ZM41 119H40V121H42L43 124H44V121H46V120L43 121V120H41ZM108 119H109V118H108ZM123 119H124V120H123ZM135 119H136V118H135ZM147 119H148V118H147ZM195 119H196V121H194V122L192 121L193 119H192L191 121H188V122H190V123L192 122V124H190L191 128H192V125H194L193 123H195V124L197 125V117H195L194 120H195ZM70 120H71V119H70ZM125 120H128L129 122L126 123ZM68 121H69V120H68ZM109 121H110V122H109ZM111 121H112V120H108V121H106L107 123L109 122V125H108V124L106 125V123H105V124H102V123H99V122H98V123H99V126H100L102 129L100 128V129H97L96 131H97V132L103 131V128H104V127L107 129V126H108V127H112V126L110 125ZM113 121H112V122H113ZM123 121H124V122H123ZM148 121H149V120H148ZM150 121H151V123H152V119H151ZM156 121H157V120H156ZM173 121H174V119H173ZM14 122H15V121H14ZM26 122H27V123H26ZM30 122H32V121H30ZM62 122H63V124H62ZM92 122H93V125H95V124H94V123H95V120L92 121ZM157 122H158V121H157ZM157 122H156V123H157ZM188 122H187V123H188ZM46 123H47V121H46ZM65 123H67V125H66ZM129 123H132V125H130ZM162 123H163V125H161ZM167 123H168V124H167ZM170 123L173 124V127H172V125H171ZM182 123H183V122H182ZM2 124H4V123H2ZM2 124H1V126H2ZM18 124H19V126H20L21 122L18 123ZM18 124L15 123V125H18ZM43 124H42V125H43ZM53 124L57 125L56 123H53ZM85 124H86V123H85ZM85 124H84V125H85ZM124 124L127 125V126H125ZM137 124H139V126H138ZM166 124H167V125H166ZM169 124L171 125L172 128H170V125H169ZM21 125H22V124H21ZM28 125H29V124H28ZM33 125H34V123L32 124V126H33ZM36 125H34V126H36ZM42 125H41V127H42ZM86 125H87V124H86ZM86 125H85V129H83V131H86V129H88V127H87ZM90 125H91V124H90ZM90 125H89V126H90ZM93 125H92V126H93ZM105 125H106V126H105ZM114 125H113V126H114ZM122 125H123V126H122ZM136 125H137L138 127H142V128L144 127L145 129H144V128H143V129H142V128H141V129L139 128L138 131H137V130L134 129V128H136ZM164 125H166V126H168V127H165ZM178 125H179V123H178ZM180 125H181V124H180ZM180 125H179V126H180ZM196 125H195V126H196ZM19 126H18V127H19ZM32 126H31V127H27V125H26V128H32ZM47 126H48V127H47L48 130L51 129V128H49V127H50L49 125H47ZM62 126H61V127H62ZM181 126H182V125H181ZM181 126H180V127H181ZM188 126H189V124H188ZM190 126H189V127H190ZM195 126H194V127H195ZM21 127H22V126H21ZM36 127H37V126H36ZM51 127H52V131H53V133L51 132L52 135H54V134L56 135V131L53 130V126H52V125H51ZM63 127H62V128H63ZM78 127H79V126H77V128H75V129H74V127H72V129H70V130H72L73 132H76V131H78V129L80 128L79 131H81V130H82L81 127H83V125H82L81 127H79V128H78ZM93 127H94V126H93ZM95 127H98V124L95 125ZM127 127H128V128L130 127V128L128 129ZM164 127H165V128H164ZM189 127H188V128H189ZM4 128L7 129V130H6V134H5L6 136L3 135V137H4V139H3L4 142H0V144L5 143L4 146H7V147H8V145H6V144H7L6 142H8L9 140L5 142V137H6V138H9V139L11 140V142L15 141V139L17 140V138H16L13 134H12V136H11V133H10V134L7 133L9 127L4 126ZM42 128H43V127H42ZM44 128H46V127H44ZM59 128H60V127H58V130H57V131L60 132V131L62 130V128H61L60 130H59ZM89 128H90V127H89ZM105 128H104V130H105ZM124 128H127L128 130H127V129H124ZM131 128L134 129V130H133L134 132L132 131ZM176 128H177V125H176ZM183 128H185V127H182V129H183ZM188 128H187V129H188ZM24 129H25V128H24ZM33 129H35V127H33ZM36 129H40V128L37 127ZM36 129L34 130V132L37 131ZM68 129H67V132H65V133H68V132H69ZM130 129H131V130H130ZM157 129H158V130H157ZM178 129L181 130V128H178ZM31 130H32V129H31ZM75 130H76V131H75ZM144 130H145V131H144ZM162 130H163V131H162ZM167 130H166V131H167ZM184 130H186V128L183 129V130H181V131H184ZM188 130H189V129H188ZM3 131H4V130H3ZM3 131H0V132H1V133H0V136H1V134H4ZM72 131H70V132L73 133ZM79 131H78V133H80ZM83 131H81V134H82ZM87 131H88V130H87ZM122 131H123V133H122ZM131 131H132L133 133H132ZM161 131L163 132L162 134H161ZM173 131H174V133H173ZM190 131H191V129H190L189 131H186L185 133H186L187 135H189L188 132L190 133ZM2 132H3V133H2ZM37 132H38V131H37ZM43 132H44V130L41 131V133H43ZM45 132H46V131H45ZM45 132H44V133H45ZM54 132H55V133H54ZM22 133H24V132L22 131ZM46 133H47V132H46ZM119 133H118V134H119ZM129 133H130V134H129ZM175 133L178 135L179 132H175V130H172L171 134H172L173 136H175ZM191 133H192V131H191ZM83 134H84V132H83ZM86 134L90 135L89 131H88V133H86ZM118 134H117V135H118ZM146 134H145V135H146ZM186 134H183V132H182L181 135L186 136ZM9 135H10V136H9ZM22 135H23V134H22ZM34 135H35V134H34ZM36 135H38V134H36ZM50 135H51V134H50ZM55 135H54V136H55ZM102 135H103V134H102ZM135 135L137 136L138 134H135ZM179 135H180V134H179ZM253 135H254V134H253ZM13 136H14L15 139H12V138H11V137H13ZM24 136H26V135H24ZM29 136H31V139H32L33 134H32V135H29ZM38 136H40V135H38ZM47 136H49V135H47ZM54 136H51V137L54 138ZM130 136H129V139H130L131 141H132V140H135V137H136V136L133 137V139H131ZM170 136H171V135H170ZM189 136H190V135H189ZM192 136H193V134H192ZM219 136H221V135H219ZM248 136H249V135H248ZM248 136H247V137H248ZM3 137H2V138H3ZM34 137L36 138V136H34ZM44 137H46V136H44ZM57 137H59V136L57 135ZM85 137H86V136H85ZM118 137L114 140L115 144L113 145V148H114V147L116 148L118 144H121V143L124 144V142H122L121 139L119 140ZM165 137H166V138H165ZM209 137H210V136H209ZM209 137H208V138H209ZM222 137H224V136H222ZM253 137H257V136H253ZM48 138H49V137H48ZM91 138H92V137H91ZM104 138H105V137L101 136L100 139H104ZM106 138H107V137H106ZM140 138H141V140H140ZM140 138H139V140H140V142H142L144 138H142V136H141ZM182 138H183V137H182ZM245 138H246V137H245ZM0 139H1V138H0ZM59 139H60V138H59ZM86 139H88V138H86ZM177 139H178V138H177ZM180 139H181V138H180ZM257 139H258V138H257ZM48 140H49V139H48ZM56 140H57V139H56ZM88 140H89L88 143H90V144H88V148H86L87 146H85V143H81V144H80V143H78V141H76L77 143H75V145H78V146L80 145L79 148H78V146H76V147H77V150H78V149H81L80 147H81V145H83V146H82V147H84L83 149H84V150L88 149V150H86V152H87V151L89 152L90 150H92V149L89 150V148H93V145H95V148H97L96 144H98V146L101 144L99 140H97L96 143H95V141H94V142H93L94 144L90 142V141H91L90 138H89ZM156 140H157V139H156ZM163 140H164V141H163ZM183 140H185V138H183ZM214 140H215V139H214ZM221 140H222V139H220V141H221ZM226 140H227V139H226ZM17 141H18V140H17ZM49 141H50V140H49ZM49 141H48V142H49ZM51 141H52V140H51ZM98 141H99V142H98ZM108 141H109V140H108ZM185 141H186V140H185ZM222 141H224V140H222ZM254 141H255V140H254ZM30 142H31V141H30ZM30 142H29V143L26 142V146H27L28 144L30 145ZM38 142H39V141H38ZM118 142H119V143H118ZM143 142L145 143V141H143ZM216 142H217V141H216ZM216 142H215V145H216ZM227 142H228V140H227ZM227 142H226V143H227ZM243 142L247 143L248 140L245 139V140H243ZM16 143L19 144V142H16ZM49 143H50V142H49ZM73 143H74V142H73ZM99 143H100V144H99ZM110 143H111V142H110ZM110 143H109V144H110ZM126 143H129V140H128V142H126ZM131 143H132V142H131ZM133 143H134V142H133ZM144 143H141V145L144 144ZM156 143H157V145H158L157 147H158L160 150H163V145H160V146H161V147H160L159 144H158L159 142H156ZM189 143L191 144L192 142L190 141V142H188L187 144L189 145ZM223 143H224V142H223ZM31 144H32V143H31ZM33 144H34V143H33ZM44 144H45V145H44ZM44 144H42V147H43V148H42L41 146H40V147H36L35 145H33V146H35L36 149H37V148H39V149L41 148V149H43V151H44V150H46V149L48 148V146H50L51 143H50V144L44 143ZM56 144H57V146H58V154H59L60 151H61L62 149H61V150L59 149V147H61V146H59V143H56ZM56 144H55V145H56ZM92 144H93V145H92ZM109 144H108V145H109ZM111 144H112V143H111ZM122 144H121V145H122ZM129 144H130V143H129ZM129 144H128V146H129ZM134 144H135V143H134ZM138 144H139V142H138ZM187 144H186V146H188ZM201 144H202V143H201ZM29 145H28V146H29ZM43 145H44V146H43ZM75 145H74V146H75ZM101 145H102V144H101ZM103 145H104V144H103ZM103 145H102V146H99V148H101V147L103 148ZM145 145H146V148H144L143 145H142V146H140V145L137 146V144H136V147H135L133 144L131 145V147L134 146V147H133V152H134V148L137 149L138 151H140V149H141L140 157H141L142 155H143V157H144V156H145V155H144L145 150L148 148V142H147V144L145 143ZM217 145H218V143H217ZM217 145H216V146H217ZM219 145H220V143H219ZM219 145H218V148L220 147ZM16 146H17V145H16ZM33 146H31V147L34 148ZM53 146H54V145L50 146L51 149H49L50 147H49L48 149H49V150H52V148H55V146H54V147H53ZM91 146H92V147H91ZM124 146H125V145H124ZM139 146H140V148L138 149L137 147H139ZM149 146H150V144H149ZM200 146H201V145H200ZM221 146H222V145H221ZM11 147H12V149H11V154H13V153L16 152V151L19 152V150H20L21 152H19V153L16 152V155H15V153L13 154V155H14L13 158H15V160H14L12 157L10 158V155L8 156V154L5 153V152H6V149H5V148H3V149L5 150L4 152L2 151L3 149H1L2 152L0 151V161L3 162V163L0 162V163H1V164H0V167H1V168H0V176H1V172H2V175H3V174H6V173H7V175H8V173L10 172L9 174L12 175V178H14L15 174H14L13 170L10 168V167H12V166H9L10 164H9V163L6 164V162H9L7 159L10 158V160H11V164H12V163H13V160H14V161L17 160L16 157H17L18 154H19V157H17V158H18V163H17V162H16V163H17V165H18V164H19V165H18V168H16V167H15V164H16V163H15L14 165L12 164V165L14 166V168L19 169L20 171H23V169L25 170V168H26L28 165H31V164H32L31 168H29L30 166L27 167L28 170H29V169H30V170H29V172L27 171L25 175H29V174L31 173L30 171H32V169H33V173H34V169H35V168H33V167H36L37 165H36L35 163H32L33 161L31 162L30 160H32L33 158H35L34 160L36 161V158L38 157V154L35 155L36 157H33L32 154L35 153V152L33 151V153H31V149H32V148H29L30 150H29V149H25L26 152L24 151V152H25V153H24V152H22V151H23L25 145H24V147L22 146L23 148H22V147L20 148V146H18V149H17V148L15 147V143H14V142H13L12 146H10V148H11ZM68 147H69V146H68ZM68 147H66V148H68ZM76 147H75V148H76ZM109 147H110V146H109ZM121 147H122V146L119 145V149H120ZM125 147H126V146H125ZM189 147H190V146H189ZM189 147L187 148V150H189ZM196 147H197V146H196ZM214 147H215V146H214ZM26 148H28V147H26ZM44 148H46V149H44ZM75 148H73V150H72V149L69 147V150L71 149L72 152L74 153V152H75V151H74ZM95 148H94V149H95ZM104 148H105V147H104ZM127 148H128V147H127ZM142 148L145 149V150L143 149V150H144V153H143V154H142ZM221 148H222V147H221ZM15 149H16V151H14ZM41 149H40V150H41ZM55 149L57 150V148H55ZM55 149H53V150H55ZM83 149H82V150H83ZM116 149H117V148H116ZM150 149H152V148H150ZM150 149H149L148 151H151ZM215 149H217V148H215ZM223 149H224V148H223ZM27 150L29 151V154H28V155H27ZM34 150H35V149H34ZM53 150H52V151H53ZM65 150H66L65 152L68 151V149H65ZM84 150H83V153H84ZM103 150H104V149H103ZM103 150H100V151H102V153H103ZM137 150H136V151H137ZM13 151H14V152H13ZM63 151H64V150H63ZM63 151L61 152V153H62V154H61L62 156H60V157H58V155L56 154L57 152L53 153V154H56V155H57V157H55V159H56V158H59V160L57 159L58 161L55 160V159H53L54 162H55V161H56V162H59V161L61 162L60 158H62V160H63V158H64L63 156L66 155ZM100 151H99V152H100ZM108 151H109V150H108ZM122 151H123V147H122ZM122 151L120 150V153H121ZM219 151H220V150H219ZM36 152H37V151H36ZM46 152H47V151H46ZM46 152H45V153H46ZM69 152H71V151H69ZM78 152H79V151H78ZM112 152H113V151H112ZM112 152H109V153H108V154H109V157H110V158H109V157L107 156V157L109 158L108 160H110V159L112 158V157H111V156H113ZM21 153H24L23 156H24V155H26V156L32 155V159L29 160L28 157H25V156H24V158H22V155H20ZM63 153H64V154H63ZM83 153H82V155H84ZM100 153H101V152H100ZM100 153H99V154H100ZM102 153H101V154H102ZM110 153H111V154H110ZM116 153H117V152H116ZM116 153H114L115 156H116ZM138 153H139V152H138ZM148 153H149V152H148ZM148 153H147V154H148ZM153 153H154V152H152V154H153ZM53 154H51L50 156H52ZM152 154H151V156H152ZM174 154H175V152H174ZM190 154H191V153H190ZM219 154H221V151L219 152ZM44 155H45V154H44ZM44 155H43V156H44ZM72 155L74 156L75 154H72ZM72 155H71V156H72ZM102 155H103V154H102ZM102 155H99V156H100V160L103 159V156H102ZM110 155H111V156H110ZM130 155H131V153H130ZM178 155H179V154H178ZM178 155H177V156H178ZM200 155H201V154H200ZM200 155H199V156H200ZM216 155H217V153H216ZM15 156H16V157H15ZM20 156H21V157H20ZM71 156H70L69 158H71ZM164 156H165V155H164ZM183 156H184V155L182 154V157H183ZM213 156H214V154H213ZM76 157H77V158H76ZM76 157H75L76 160H75V159H72V158H71V159H72V160H75V163L80 162L79 159H78L79 156H77V154H76ZM96 157H97V156H96ZM146 157H147V156H146ZM166 157H167V156H166ZM182 157L179 158V159H182ZM185 157H186V161H187V159L190 160V158H192L191 156H189L190 158L187 157V156H185ZM21 158H22V159H21ZM26 158H27V160H29V162H27ZM38 158H40V157H38ZM66 158H68V157H66ZM66 158H64V159L66 160ZM69 158H68V160H69ZM85 158H86V156H85ZM97 158H98V157H97ZM144 158H145V157H144ZM149 158H150V157H149ZM151 158H152V157H151ZM151 158L149 159L150 161L153 160V159H151ZM176 158H177V157H176ZM176 158H175V159H176ZM197 158H198V157H197ZM215 158H218V155L215 156ZM24 159H25V161H24ZM45 159H46V158H45ZM77 159H78V160H77ZM95 159H96V158H95ZM114 159H117V157L114 158ZM121 159H122V158H121ZM164 159L166 160L165 162L167 163L168 159H166L165 157H164ZM175 159H174V160H175ZM179 159H176V160L174 161V163H175L177 160H178L177 162H179ZM6 160H7V161H6ZM49 160H50V159H49ZM65 160H64V163L68 161V160H67V161H65ZM103 160H104V159H103ZM103 160H102V161H103ZM135 160H136V159H135ZM144 160L147 161V159H144ZM149 160H148V161H149ZM4 161H6V162L4 163ZM21 161H22V162H21ZM84 161H85V160H84ZM89 161H90V160H89ZM102 161L97 160V162H96V161H95V162H96V163L100 162L101 164H103V163H105L106 160H104L103 162H102ZM146 161H144V162L146 163ZM160 161H161V159H160ZM191 161H193V159H192ZM24 162H27V163H28L26 167H25V163H24ZM30 162H31V163H30ZM60 162H59V163H60ZM95 162H93V163H94V166L96 165ZM109 162H110V161H109ZM124 162L126 163V161H124ZM133 162H134V161H133ZM168 162H169V161H168ZM243 162H244V161H243ZM243 162H242V163H243ZM20 163H21V164H20ZM29 163H30V164H29ZM61 163H63V162H61ZM64 163H63V164H64ZM81 163H82V162H81ZM83 163H84V162H83ZM83 163H82V164H83ZM135 163H136V162H135ZM141 163H142V162H141ZM149 163H150V162H148V165H150ZM172 163H173V162H172ZM172 163H170V164H171V169H172V170H174V168H173L174 166H177V168L179 167V166H178V163L175 164V165L172 164ZM185 163H186V162H185V160H184V163H183V164H185ZM187 163L189 164V161H187ZM187 163H186V164H187ZM190 163H193V162H190ZM33 164H35L36 166L33 165ZM56 164H57V163H56ZM77 164H78V163H77ZM91 164H92V163H91ZM101 164H100V167H101ZM168 164H169V163H167V165H168ZM180 164L183 165L182 163H180ZM244 164H245V163H244ZM249 164H250V163H249ZM1 165H2V166L5 165L6 168H5V166H3V167L5 168V169H4ZM7 165H8V166H7ZM21 165H22L24 168L21 167ZM39 165H41V164L38 163V166H39ZM83 165L85 166V168L88 166V165H86V164H83ZM97 165H98V164H97ZM134 165H135V164H134ZM145 165H146V164H145ZM172 165H174V166H172ZM242 165H243V164H242ZM81 166H82V165H81ZM94 166L91 165V167H93V168H94ZM243 166H244V165H243ZM243 166L241 167L242 169H244ZM7 167L10 168L9 171H8V168H7ZM20 167L23 168V169H20ZM75 167H76V166H75ZM82 167H83V166H82ZM95 167H96V166H95ZM143 167H145V166H143ZM143 167H141V169H142ZM182 167H183V166H182ZM248 167H249V166H248ZM248 167H247V168H248ZM251 167H252V166H251ZM85 168H84V171H85ZM88 168H89V167H88ZM93 168H90V169H93ZM147 168H148V167H147ZM159 168H160V167H159ZM180 168H181V167L178 168L180 171L183 170V169H180ZM1 169H2V170H1ZM6 169H7V170H6ZM36 169H38V168H36ZM39 169H40V167H39ZM41 169H42V165H41ZM61 169H62V164H61ZM75 169H76V168H75ZM98 169H99V168H98ZM109 169H110V168H108V171H107V172H109ZM113 169H114V168H113ZM143 169H144V168H143ZM143 169H142V170H143ZM150 169H152V168H150ZM153 169H154V168H153ZM210 169H211V168H210ZM242 169H241V170H242ZM5 170H6V171H5ZM10 170H12L13 174H12V172H11ZM63 170H64V169H63ZM65 170H66V169H65ZM65 170H64V171H65ZM82 170H83V169H82ZM94 170H96V169H94ZM103 170H104V169H102V171H103ZM135 170H136V169H135ZM144 170L146 171V169H144ZM160 170H162V168H160ZM164 170H165V169H163L161 172H165ZM3 171H5V172L3 173ZM7 171H8V172H7ZM37 171H38V170H35V172H37ZM40 171H41V170H39L38 172H40ZM67 171H68V174L70 175L69 170H67ZM100 171H101V170H100ZM150 171H152V170H150ZM174 171H175V173H176V170H174ZM189 171H190V169H189ZM191 171H192V170H191ZM193 171H194V170H193ZM16 172H18V170H16ZM38 172L36 173V175L38 174ZM41 172H42V171H41ZM136 172H137V170H136ZM152 172H153V171H152ZM152 172H151V173H152ZM161 172H160V173H161ZM185 172H186V171H185ZM246 172H247V170H246ZM20 173H23V172H20ZM20 173H18V175H17L16 177L20 176V175H21ZM24 173H25V172H24ZM62 173H64V172L62 171ZM87 173H88V171H87ZM97 173H98V172H97ZM104 173H105V172H104ZM117 173H118V172H117ZM145 173H146V172H143V175H144ZM188 173H189V172H188ZM240 173H241V175H243V172H240ZM244 173H245V171H244ZM247 173L249 174V172H247ZM31 174H32V173H31ZM65 174H66V173H65ZM121 174H122V173H121ZM139 174H140V172H139ZM141 174H142V171H141ZM165 174H166V173H165ZM176 174H177V173H176ZM180 174H186V173H180ZM180 174H177V175L179 176ZM195 174H196V173H195ZM207 174H208V173H207ZM250 174H251V173H250ZM32 175H33V174H32ZM32 175H30V177H31ZM34 175H35V174H34ZM72 175H74V174H72ZM75 175L77 176L78 174H75ZM75 175H74V176H75ZM93 175L96 176V174H93ZM93 175H92V177H93ZM143 175H137V177H138V176L141 177V178H139V177H138V178H139L140 180H142V176H143ZM153 175H154V174H153ZM170 175H171V174H170ZM174 175H175V174H174ZM186 175H187V174H186ZM4 176H5V177H4ZM37 176H38V175H37ZM42 176H43V174H42L41 176L39 175V178H41ZM95 176H94V177H95ZM184 176H185V175H184ZM196 176H197V174H196ZM206 176H207V175H206ZM16 177H15L14 179H16ZM20 177H23V174H22V176H20ZM32 177H33V176H32ZM65 177H67V176H65ZM70 177H71V176H70ZM72 177H73V176H72ZM79 177H80V176H79ZM79 177H78V180H79ZM96 177H100V176H96ZM102 177H103V176H102ZM118 177H119V176H118ZM127 177H128V176H127ZM137 177H136V179H137ZM147 177L150 178V176H147ZM147 177H146V178H147ZM152 177H153V176H152ZM175 177H177V176H175ZM185 177L187 178V176H185ZM188 177H189V176H188ZM199 177H200V176H199ZM199 177L197 176V178H199ZM249 177H250V176H249ZM5 178H7V176H6V175H3L2 178H1L0 180H3V179H4V180L6 181ZM9 178H11V177L9 176ZM12 178H11V179H12ZM23 178H25V177H23ZM23 178L21 179V178L18 177V179H20L21 181L24 180ZM33 178H34V177H33ZM33 178H31V179H33ZM67 178H68V177H67ZM73 178H74V177H73ZM73 178H71V182L69 181V182L72 183V184H73V182H72ZM180 178L182 179V177H179V179H180ZM236 178H237V177H236ZM240 178H241V177H240ZM247 178H248V177H247ZM247 178H246V182H247ZM11 179H10V181H11ZM14 179H13V180H14ZM25 179H26V181H27L29 178H25ZM41 179H42V178H41ZM41 179H40V180H41ZM85 179H86V177H85ZM110 179H111V178H110ZM120 179H121V178H120ZM136 179L134 178L135 181H136ZM139 179H138V180H139ZM154 179H155V178H154ZM154 179H153V180H154ZM165 179H166V178H165ZM175 179H176V181H177V178H175ZM183 179H184V178H183ZM192 179H193V176H192ZM4 180H3L1 183H4V185H5L6 182H4ZM40 180L37 178V181H36V182L39 183ZM53 180H54V179H53ZM65 180H66V179H65ZM92 180H93V179H92ZM97 180L99 181V178H98ZM100 180H101V179H100ZM132 180H133V179H132ZM184 180H186V179H184ZM189 180H190V179L188 178V182H189ZM255 180H256V179H255ZM10 181H8L9 183L6 184V185H8L7 187H3V186H2L3 188L1 187V189H4V190L7 189V190H8V189L11 187L10 184L12 185V182H13V181H12V182H10ZM14 181H15V180H14ZM16 181H17V180H16ZM16 181H15V183H16ZM28 181H29V180H28ZM62 181H63V180H62ZM93 181L97 182L95 179H94ZM101 181H102V182H101L102 184L97 182L98 185H96L95 182H94V183H91V181H89V180L86 181V183H87L88 186H89V184H91L90 186H93V184H94V186H95V185H96V186H100L99 184H101L100 187H102V185H104L105 181H104V179H102ZM146 181H147V180H146ZM194 181H195V180L193 179V182H194ZM242 181H243V180H242ZM29 182H32V180L29 181ZM33 182H34V181H33ZM58 182H59V181H58ZM88 182H89V183H88ZM99 182H100V181H99ZM142 182H144V181H142ZM190 182H191V180H190ZM15 183L13 182L14 186H15V187L18 186V187L15 188V187L13 186V187H11L10 189H11V190H12L13 188L16 189V192H14L15 190H14L13 192H14V194H16V195H18V196L20 197V195H19L20 193H19V192L25 191V190L27 189V187H26V189L24 188V190H23V189L21 188L20 185H17V184H20V183H18V181H17L16 185H15ZM23 183H25V180H24V182H22V184H23ZM51 183H53V182H51ZM70 183H69V185H70ZM82 183H83V182H82ZM82 183H81V184H82ZM86 183H85V184H86ZM118 183H119V182H118ZM145 183H146V182H145ZM145 183H144V184H145ZM159 183H160V182H159ZM177 183H179V181H177ZM186 183H187V181H186L184 184H186ZM213 183H214V182H213ZM235 183H236V182H235ZM251 183H252V182H251ZM254 183H255V181H254ZM28 184H29V183H28ZM54 184H55V183H54ZM57 184H58V183H57ZM59 184H60V182H59ZM63 184L66 185V184H68V183H65V182H64ZM78 184L80 185L79 182H77V185H78ZM131 184H132V185H135L134 182H131ZM140 184H141V183H140ZM162 184H163V183H162ZM162 184H161V185H162ZM181 184H182V183H181ZM244 184H245V185H244V187H245L246 184H248V183H244ZM0 185H2V184H0ZM24 185H26V184H24ZM32 185H33V191H38L37 189H39V186H38V188L35 190V187H37L38 184H33V183H32ZM32 185H31V186H32ZM60 185L62 186V184H60ZM69 185H66V186H69ZM106 185H107V183H106ZM161 185H160V186H161ZM175 185H177V184H175ZM199 185H200V184H199ZM213 185H215V183H214ZM213 185H212V186H213ZM236 185H237V184H236ZM253 185H254V184H253ZM9 186H10V187H9ZM28 186H29L28 189H30L31 186H30V185H28ZM54 186H55V185H54ZM75 186H76V185H75ZM94 186H93V187H94ZM139 186H140V185H139ZM168 186H169V185H168ZM191 186H192V184H191ZM195 186H196V185H195ZM19 187L22 189V191L20 190V191H18V193H17V188H18V190H19ZM52 187H53V184H52ZM55 187H56V186H55ZM79 187H80V186H79ZM100 187H99V188H100ZM127 187H128V186H127ZM135 187H138V185H135ZM144 187H145V186H144ZM171 187H172V186H171ZM183 187H184V186H183ZM185 187H186V188H185ZM185 187H184V188L186 189L185 192L189 193V191H191L190 188H192V187H190V184H189V183H188V186H185ZM189 187H190V188H189ZM197 187H198V185H197ZM203 187H204V185H203ZM213 187H215V186H213ZM223 187H224V186H223ZM241 187H243V186H241ZM76 188L78 189L77 186H76ZM125 188H126V187H125ZM193 188H195V187L193 186ZM193 188H192V189H193ZM1 189H0V190H1ZM55 189H56V188H55ZM68 189H71V188H68ZM97 189H98V188H97ZM97 189H96V190H97ZM182 189H183V188H182ZM196 189H197V188H196ZM198 189H199V188H198ZM204 189H205V188H204ZM217 189H218L219 191H218ZM233 189H234V188H233ZM248 189H249V188H248ZM4 190H3V195H4V193H5V196H6V193H7V195H8V197H7V202H8V199H12V200H10V202H12L13 200H15L16 197L14 196L13 192H11V190H10V192H11V195H13V198H10V197H9V195H10V193L8 194L9 190H8V192H4ZM7 190H6V191H7ZM60 190H62V189H60ZM60 190H59V191H60ZM63 190H64V192H66L65 189H63ZM74 190H75V189H73V191H74ZM80 190H82V189H80ZM112 190H113V189H112ZM112 190L109 191V192L106 191V193H107V192H108V193L112 192L111 194L114 195V194H113L114 191H112ZM160 190H161V189H160ZM205 190H206V189H205ZM223 190L225 191V188H223V189L221 188V189H220V188H218V187L216 186V191L211 192L210 194L208 193V194H209V198H208V200L206 201V203H204V204H206V206L208 207V206L210 205V203H211V206H212V202H213V205L216 204L217 202H219V200L221 199L220 197H221V195H222L221 193L223 192ZM227 190H228V189H227ZM59 191H58V192H59ZM73 191H72V192H73ZM84 191H85V190H84ZM94 191H95V190H94ZM97 191L100 192L99 190H97ZM178 191H179V189H178ZM182 191H183V190H182ZM0 192H1V191H0ZM31 192H32V191H30L29 193L27 192V193L30 194ZM72 192H71V193H72ZM150 192H151V191H150ZM192 192H193V191H192ZM197 192H198V191H197ZM22 193H23V195H25V192H22ZM22 193H21V195H22ZM38 193H39V192H38ZM61 193H62V192H61ZM71 193H70V194H71ZM102 193H103V192H102ZM104 193H105V192H104ZM115 193H116V192H115ZM190 193H191V192H190ZM194 193H195V192H194ZM259 193H260V192H259ZM33 194H34V193H33ZM40 194H41V193H40ZM56 194H57V193H56ZM72 194H73V193H72ZM82 194H83V193H82ZM111 194H109L110 197H111ZM119 194H120L119 197H120L121 202H122V201L126 198V193H124V196H123L122 193H120V192H119ZM119 194H118V195H119ZM130 194H131V193H130ZM181 194H182V192H181ZM191 194H192V193H191ZM208 194H207V195H208ZM241 194H242V192L239 193V195H238V194H236V195L239 196V198H240V197H241V196H240ZM11 195H10V196H11ZM31 195H32V193H31ZM36 195H37V194H36ZM36 195L34 194V197H36ZM54 195H55V194H54ZM57 195H58V194H57ZM57 195H55V197H57ZM80 195H81V194H80ZM104 195H105V194H104ZM115 195H116V194H115ZM118 195H117V197H118ZM165 195H166V194H165ZM165 195H164V196H165ZM230 195L233 197V194H230ZM26 196H27V195H26ZM26 196H25V198H26ZM39 196H41V195H39ZM51 196H52V195H51ZM64 196H65V195H64ZM68 196H69V195L66 194L65 197L68 198ZM74 196H76V195H74ZM106 196H107V195H106ZM106 196H105V197H106ZM121 196H123V199H122ZM149 196H151V195H149ZM157 196H158V195H157ZM180 196H181V195H180ZM187 196H190V194L187 195ZM187 196H183V195H182V197H185V198H186L185 200L191 198V196H190L189 198H188ZM192 196L197 197L196 199H199V198H198V196H199V192H198V195H197V193H196V196H195V195H192ZM255 196H257V195H255ZM14 197H15V198H14ZM19 197H17V198H19ZM21 197H23V196H21ZM110 197L107 196L106 198H110ZM114 197H115V196H114ZM117 197H116V200H115V201H117V199H119V197H118V198H117ZM136 197H137V196H136ZM161 197H162V196H161ZM165 197H166V196H165ZM165 197H164V198H165ZM199 197H200V196H199ZM227 197H228V196H227ZM3 198H4V196H3V197H0V199H2L1 201L5 203L4 200H5L6 198H5V199H3ZM53 198H54V197H53ZM152 198H153V197H152ZM155 198H156V201H157V197H156V196H155ZM155 198H153V200H154ZM158 198H159V197H158ZM169 198H170V197H169ZM219 198H220V199H219ZM230 198H231V197H230ZM233 198H234V197H233ZM239 198H238V199H239ZM260 198H261V199H259V198H258V199H259V200H263L262 197H260ZM27 199H29V198L27 197ZM31 199H32V198H31ZM35 199H36V198H35ZM37 199H38V198H37ZM37 199H36V200H37ZM42 199H43V198H42ZM42 199H41L40 201H42ZM49 199H50V197H49ZM49 199H48V200H49ZM51 199H52V198H51ZM113 199H114V198H113ZM196 199H195V200H196ZM227 199H228V198H227ZM231 199H232V198H231ZM240 199H241V198H240ZM240 199H239V201H240ZM23 200H25V199H23ZM23 200H22V201H23ZM53 200H55V198H54ZM66 200H67V199H65V201H66ZM77 200H78V199H77ZM77 200L74 199L73 201H74L75 203H72V202H70V203L75 204L74 206L76 207V206H77V205H76V201H77ZM127 200H129V198H128V199L126 198V200H125L126 202L123 201V202H125L124 204H126V203L128 204L129 201H127ZM159 200H161V199L159 198ZM1 201H0V202H1ZM16 201H18V200H16ZM16 201H15V203H14L15 205H16L18 202H20V201H18V202L16 203ZM37 201H38V200H37ZM37 201H36V202H37ZM65 201H62V202H65ZM67 201H68V200H67ZM118 201H119V200H118ZM168 201H169V200H168ZM173 201H174V200H173ZM181 201H182V198H181ZM188 201H189V200H188ZM190 201H191V200H190ZM190 201H189L188 203H185V201L183 200V201H182V206L185 207V208H186L187 205L184 206V204H189V205L191 206V205H192L191 202L193 201V203H194V199H193L191 202H190ZM197 201L199 202L200 200H197ZM197 201H196V202H197ZM7 202H6V204H9V205H7V207L10 206V205H12V204H10V202H9V203H7ZM13 202H14V201H13ZM23 202H24V201H23ZM25 202H27L26 204L29 203V201H27V200H26ZM34 202H35V200H34ZM34 202H33V203H34ZM51 202H52V201H51ZM51 202H50V204H52ZM62 202H61V204H62ZM119 202H120V201H119ZM119 202H118V203H119ZM123 202L121 203L122 205H121L120 203H119V204H120L121 206H123ZM158 202H160V201H158ZM183 202H184V204H183ZM196 202H195V203H196ZM198 202H197V204H198V206H199V203H198ZM209 202H210V203H209ZM260 202H261V201H260ZM33 203H32V206H33ZM41 203H42V202H41ZM41 203H40V205H41ZM53 203H54V202H53ZM56 203H57V200H56ZM106 203H107V202H106ZM113 203H115V202H113ZM116 203H117V202H116ZM116 203L114 204V206L116 205ZM160 203H161V202H160ZM251 203H252V202H251ZM251 203H249L251 206L254 205V204H251ZM256 203H257V202H256ZM256 203H255V206H256ZM14 204H13V205H14ZM20 204H22V203L20 202ZM20 204H18V205H20ZM23 204H25V203H23ZM23 204H22V205H23ZM47 204L49 205V202H48ZM47 204H46V205H47ZM66 204H67V207L71 205V208H72V204H69V202H67ZM96 204H98V205H97L98 209H99L100 206H104V208L106 207L105 204H99V203H96ZM127 204H126V205H127ZM142 204H144V203L142 202ZM164 204H167V203L165 202ZM164 204H163V205H164ZM171 204H172V203H171ZM197 204H193V205H197ZM245 204H246V203H245ZM249 204H246L245 207L250 208V205H249ZM13 205H12L10 208H12ZM22 205H20V206H22ZM35 205H36V204H35ZM37 205H38V203H37ZM37 205L35 206V208L39 206V205H38V206H37ZM58 205H60L59 202H58ZM110 205H112V204L110 203ZM120 205H117V207H120ZM126 205H125V206H126ZM163 205H162V206H163ZM168 205H169V204H168ZM189 205H188V206H189ZM193 205H192V206H193ZM216 205H217V204H216ZM216 205H215V207H212V208H213L212 211H214V209L216 208ZM260 205H261V203H260ZM0 206H2L3 209L5 208L4 210H6V208H7L3 203H2ZM3 206H5V207H3ZM23 206L26 207V205H23ZM23 206H22V207H23ZM32 206H31V204L29 205V207H32ZM52 206L54 207V205H52ZM62 206H63V205H62ZM62 206H61V207H62ZM85 206H86L87 208L90 209V207H91L92 205H90V207H88L89 204H88V205L86 204V205H84V208H85ZM125 206H124V207H125ZM129 206H131V205H129ZM129 206H128V208L131 209V207H129ZM132 206H133V205H132ZM170 206H171V205H170ZM174 206H176V205H174ZM192 206H191V207H192ZM198 206H197V207H198ZM219 206L221 207L222 205H219ZM219 206H218V207H219ZM241 206H242V205H241ZM261 206H262V205H261ZM16 207H17V205H16ZM27 207H28V206H27ZM44 207H45V206H44ZM75 207H74V208H75ZM80 207H81V206H80ZM94 207H95V206H93V208H94ZM97 207H96V208H97ZM126 207H127V206H126ZM156 207H157V206H156ZM168 207H169V206H168ZM171 207H172V210H173V206H171ZM197 207L192 208V210L194 209V211H195V209H197ZM200 207H201V206H200ZM253 207H254V206H253ZM2 208H0V209H2ZM8 208H9V207H8ZM14 208H15V206H14ZM18 208H19V207H18ZM32 208H33V207H32ZM39 208H40V206H39ZM46 208H48V206L45 207V209H46ZM50 208L53 209L52 207H50ZM50 208H49V209H50ZM55 208H56V205H55ZM55 208H54V209H55ZM74 208H72V209H74ZM81 208H83V207H81ZM84 208H83V209H84ZM100 208H101V207H100ZM102 208H103V207H102ZM179 208H181V205H180ZM261 208H262V209H261ZM261 208H260L261 211H260V209L258 210L259 212H262V211L264 210V209H263L264 206H262ZM15 209H17V208H15ZM26 209H28V208H26ZM26 209H25V208L22 209V212H23V210H26ZM62 209H63V208H62ZM64 209H65V211H66V207H65V205H64ZM78 209L80 210L79 206H78ZM78 209H77V210H78ZM91 209H92V208H91ZM162 209H163V207H162ZM169 209H171V208L169 207ZM175 209H176V208H175ZM232 209H233V208H232ZM254 209H255V208H254ZM12 210L14 211L13 208H12ZM12 210H9V209H8L9 212L12 211ZM30 210H31V209H30ZM68 210H69V209H68ZM68 210H67V211H68ZM77 210H76V211H77ZM85 210H86V209H85ZM96 210H97V209H96ZM96 210H95V211H96ZM132 210H133V209H131L130 211H132ZM189 210H191V208H189ZM192 210H191V211H192ZM218 210H219V209H218ZM220 210H221V209H220ZM251 210H252V209H251ZM32 211H33V210H32ZM34 211H36V210H34ZM46 211H47V210H46ZM70 211H71V210H70ZM70 211H69L68 213H71ZM80 211H81V210H80ZM83 211H84V210H83ZM93 211H94V210H93ZM111 211H112V210H111ZM116 211H117V210H116ZM125 211L127 212L128 210H124V215H125ZM164 211H165V210H164ZM235 211H236V212H235ZM235 211H234V213H237V212H238V210H235ZM249 211H250V210H249ZM3 212H4V211H3ZM9 212H8V213H9ZM18 212H19V211H18ZM26 212H27V211H26ZM49 212H51V211H48V212H45V213L47 214V213H49ZM53 212H54V211H53ZM53 212H51V215H54V214H55V216H57V215L59 214L57 211H56V213L52 214ZM72 212H73V211H72ZM84 212H85V214H87L86 211H84ZM97 212H98V211H97ZM109 212H110V211H109ZM166 212H167V211H166ZM169 212H170V211H169ZM169 212H168V213H169ZM174 212H175V211H174ZM188 212H189V211H188ZM215 212H216V211H215ZM215 212H213V213H215ZM221 212H222V211H221ZM250 212H252V211H250ZM250 212H249V213H250ZM255 212H256V211H255ZM23 213H24V212H23ZM34 213H35V212H34ZM37 213H38V212H37ZM57 213H58V214H57ZM62 213H63V212H62ZM74 213H75V210H74ZM78 213H80V212H78ZM114 213H115V214H111L110 216H112V215H116V214H117V216H118V215L121 214V217H120V218L122 219V218L124 217V215H123L121 212H117V213L114 212ZM118 213H120V214H118ZM133 213H134V216L132 217L133 220H132V218L130 217V218H131L130 221H131V222L133 221V222H135V224H136V221H137V220H136V219H135L136 221L134 220L136 214H135V212H133ZM140 213H141V212H140ZM175 213H176V212H175ZM208 213H209V212H208ZM239 213H240V212H239ZM252 213H253V212H252ZM0 214H2V213H0ZM9 214H10V213H9ZM16 214H17V213H15V215H16ZM24 214H25V213H24ZM32 214H33V213H32ZM32 214H31V217H32ZM35 214H36V213H35ZM35 214H34L33 216H36ZM40 214H42V213H40ZM49 214H50V213H49ZM56 214H57V215H56ZM60 214H61V212H60ZM85 214H84V215H85ZM97 214H98V213H97ZM222 214H223V213H222ZM230 214H231V213H230ZM243 214H246V213H243ZM250 214H251V213H250ZM250 214H249V215H250ZM18 215H19V213H18ZM21 215H22V214H21ZM28 215H30V211L28 212ZM47 215H48V214H47ZM51 215H49V216H51ZM74 215H75V214H74ZM90 215H91V213H90ZM98 215H99V214H98ZM101 215H102V214H101ZM105 215H106V213H105ZM105 215H103V216L109 219L110 216H108V215L105 216ZM198 215H199V214H198ZM212 215H214V214H212ZM220 215H221V213H220ZM236 215H237V214H236ZM22 216H23V215H22ZM39 216H40V215H39ZM41 216H42V215H41ZM61 216H62V215H61ZM67 216H68V215H67ZM71 216H72V215H71ZM71 216H70V217H71ZM77 216H78V214H77ZM77 216H75V217H77ZM88 216H89V214H88ZM130 216H131V215H130ZM178 216H179V215H178ZM192 216H193V215H192ZM221 216H222V215H221ZM227 216H228V215H227ZM234 216H235V215H234ZM234 216H233V218H234ZM246 216H247V214H246ZM251 216H253V215H250V217H251ZM255 216H256V215H255ZM26 217H27V214H25V217L23 216L24 219H25ZM29 217H30V216H29ZM36 217H37V216H36ZM36 217H35V219H36ZM51 217H52V216H51ZM58 217H59V216H58ZM58 217H57V218H58ZM64 217H65V215H64ZM73 217H74V216H73ZM83 217H84V216H83ZM83 217H82V218H83ZM92 217H93V216H92ZM94 217H95V216H94ZM104 217H100V218H102V220H103ZM128 217H129V216H127V218H126V215H125V219H128V220H129ZM187 217H188V216H187ZM202 217H203V215H202ZM250 217L248 216V218H250ZM20 218H21V217H20ZM47 218H48V217H47ZM57 218H55V219L58 220ZM90 218H91V217H90ZM90 218L88 217V219H90ZM97 218H98V217L96 216V218H92V219H96L95 222L97 221L96 223L99 224L100 222H98V219H97ZM106 218H105L104 221H102V222L100 223V224H102L101 227L103 226V223L106 222V220L108 221V219H106ZM120 218H119V219H120ZM184 218H185V216H184ZM188 218H189V217H188ZM216 218H217V217H216ZM237 218L239 219V216H237L236 218L233 219L234 222H235V220H238ZM255 218H256V217H255ZM15 219H16V218H15ZM28 219H29V218H28ZM43 219H46V218H43ZM51 219L53 220L54 218H51ZM64 219H66V218H64ZM67 219H68V218H67ZM73 219H74V218H73ZM75 219H76V218H75ZM77 219H78V217H77ZM80 219H81V218H80ZM111 219H112V218H111ZM121 219H120V220H121ZM123 219H124V218H123ZM123 219H122V220H123ZM168 219H169V218H168ZM176 219H177V218H176ZM246 219H247V218H246ZM250 219H251V218H250ZM1 220H3V219L1 218ZM18 220H19V219H18ZM25 220H27V219H25ZM31 220L33 221V219H31ZM47 220L49 221V220H50V217H49ZM85 220H87V219H86V218L83 219V221L86 222V223H85V224H86L85 226H87L88 224H90L89 221H88L89 223H87V221H85ZM90 220H91V219H90ZM116 220H118V219H116ZM116 220H115V221H116ZM190 220H191V218H190ZM205 220H206V219H205ZM230 220H231V219H230ZM19 221L21 222L22 220H19ZM23 221H24V220H23ZM50 221H51V220H50ZM50 221H49L48 223H51ZM62 221H63V220H62ZM64 221H66V220H64ZM78 221H79V220H78ZM81 221H82V220H81ZM100 221H101V220H100ZM109 221H110V220H109ZM109 221H108V222H109ZM115 221H114V224H112L113 222L110 224V222H111V221H110V222H109V226H110V225L112 226V225H115V224H116V226H117V225H119V224H122V221H121V223H120V221H116L117 223L119 222L118 224H117ZM123 221H124V220H123ZM142 221H143V220H139V221H137V222H139V223L141 224ZM166 221H167V220H166ZM172 221H173V219H172ZM203 221H204V220H203ZM24 222H25V221H24ZM28 222H29V221H28ZM53 222H54V221H53ZM53 222H52V223H53ZM59 222H60V221H59ZM59 222H58V223H59ZM79 222H80V221H79ZM79 222H77V220H76L75 223H78V224H76V225L79 226ZM108 222H106L105 225H107ZM124 222H125V221H124ZM124 222H123V223H124ZM223 222H224V221H223ZM234 222L232 221V222H231V225H233ZM237 222H238V221H237ZM237 222H236V223H237ZM246 222H247V221H246ZM18 223H19V222H18ZM22 223H23V222H22ZM22 223H21V224H22ZM58 223H57V221H56V222H54V225L56 226ZM65 223H66V222H65ZM75 223H74L73 225H75ZM91 223H93V222L91 221ZM125 223H126V224H125ZM125 223H124L125 225L128 224V223H127V220H126ZM158 223H160V222H158ZM167 223H168V222H167ZM189 223H190V222H189ZM236 223H234V224L236 225ZM247 223H248V222H247ZM247 223H245V224L248 225ZM259 223L262 225L263 222L261 223V221H260ZM24 224H25V223H24ZM28 224H29V223H28ZM32 224H34V223L32 222ZM93 224H95V223H93ZM124 224H123V227H122L121 225H119V226H120L119 228H120V229H121V228H124L123 230L125 231V230H127V229H125L126 226H125ZM135 224L133 223V227H134ZM182 224H183L182 222H181V223L179 222V225H181V226H183V227H186V226H184V225H182ZM219 224H220V223H219ZM240 224H241V222H240ZM257 224H258V223H257ZM257 224H255L254 226H255L256 228H258V230H259L260 226H258L259 224H258V225H257ZM2 225H3V223H2ZM16 225H17V224H16ZM66 225H67V224H66ZM66 225H65V226H66ZM73 225H72V226H73ZM81 225H82V223L80 222V226H81ZM158 225H161V224H158ZM210 225H211V224H210ZM30 226H31V225H30ZM80 226H79V227H80ZM83 226H84V225H82L81 232H82V231L86 232V230H87L88 232H86V233H84V234H85V236H87V234H89V232H90V234H89V238H90L91 233H93L94 231H92L91 229H88L89 226H88V227H85V226H84V230H83ZM93 226H94V225H93ZM99 226H100V225H99ZM99 226H98V227H99ZM109 226L107 225V228H109ZM111 226H110V228H111ZM127 226H128V225H127ZM136 226H137V225H135V227H136ZM140 226H142V224H141ZM143 226H144V225H143ZM162 226H163V225H162ZM169 226H170V225H169ZM169 226L166 225V228H168ZM196 226H197V225H196ZM229 226H230V225H229ZM229 226H228V228H229ZM257 226H258V227H257ZM263 226H264V223H263ZM263 226H262V227H263ZM14 227H15V226H14ZM24 227H25V226H24ZM70 227H71V225H70ZM75 227H76V226H75ZM91 227H92V224H90V227H89V228H91ZM96 227H97V225L95 224L94 228L96 229ZM117 227H118V226H117ZM128 227H129V226H128ZM135 227L133 228L134 233H135V229H136ZM176 227H177V226H176ZM183 227H182V228H183ZM197 227H198V226H197ZM233 227H234V229H237V228H235L236 226H233ZM9 228H10V227H9ZM17 228H18V226H17ZM67 228H68V227H67ZM76 228L78 229V227H76ZM86 228H87V229H86ZM102 228H104V227H102ZM110 228H109V230H107L106 228H105L104 230L101 229V230H102V233L105 234V232H106V234L109 235V237H107V236H102V238H103V237H106V238L108 239V238H110V237L114 234V232H115L116 230H115V231L113 232V234H112V232H110ZM129 228H130V227H129ZM161 228H162V227H161ZM171 228H172V227H171ZM230 228H231V227H230ZM20 229H21V228H20ZM27 229H28V228H27ZM31 229H32V227H31ZM57 229H58V228H57ZM74 229H75V228H74V226H73V230H74ZM85 229H86V230H85ZM92 229H93V228H92ZM98 229H99V231H100V227H99ZM137 229H138L139 233L141 234L140 229H139V228H137ZM162 229H163V228H162ZM169 229H170V228H168V230H169ZM197 229H198V228H197ZM254 229H255V228H254ZM1 230H3V229H1ZM4 230H5V229H4ZM28 230H29V229H28ZM70 230H72V227H71ZM90 230H91L92 232H91ZM93 230H94V229H93ZM106 230L109 231V233H107ZM170 230H171V229H170ZM187 230H188V228H187ZM217 230H218V229H217ZM260 230H261V229H260ZM6 231H7V230H6ZM16 231H17V230H16ZM40 231L42 232V229H41ZM40 231H39V232H40ZM57 231H59V230H57ZM62 231H63V230H62ZM66 231H67V230H65L64 232H66ZM97 231H98V230H95V232H97ZM103 231H104V232H103ZM111 231H112V230H111ZM124 231H122V232H124ZM130 231H131V229H130ZM159 231L162 232V233H164L165 229H164V230H159ZM178 231H179V230H178ZM189 231H190V229H189ZM4 232H5V231H4ZM4 232L2 231V233H4ZM59 232H60V231H59ZM69 232H71V231H69ZM78 232H79V231H78ZM81 232H79V234H80ZM117 232H118V231H117ZM172 232H173V231H172ZM261 232H263V231H259V233H260L259 235H264V233L261 234ZM6 233H7V232H5V234H6ZM48 233L50 234V232H48ZM51 233H52V232H51ZM56 233H57V232H56ZM61 233H63V232H61ZM71 233H72V232H71ZM73 233H74V232H73ZM82 233H83V232H82ZM100 233H101V231H100ZM110 233H111L112 235H110ZM130 233H131V232H130ZM132 233H133V232H132ZM132 233H131V236L134 235V233H133V234H132ZM168 233H169V232H168ZM228 233H229V232H228ZM254 233H255V232H254ZM45 234H46V233H45ZM67 234H68V233H66V234L64 235V236H66V237L63 236V238H68V237L70 236V235H69L70 233L68 234V237H67ZM106 234H105V235H106ZM118 234H119V233H117L116 235L114 234V235L117 236ZM120 234H121V233H120ZM226 234H227V233H226ZM15 235H17V234H15ZM51 235H52V234H51ZM71 235H75V234H71ZM76 235H77V234H76ZM76 235H75V237H77V238L79 237L78 239H81V238H82V236H81V238H80V236H76ZM80 235H82V234H80ZM92 235H93V234H92ZM129 235H130V234H129ZM178 235H180V234L177 233V238H178ZM195 235H196V236L194 237V239L191 238V239L193 240V245H192V244L190 243V241H189V243L192 245V246H191V245H190V246H191V247H194V246H195V247L192 248V251H190V250H189V251H190L191 254H193V255H194L196 252H197V253H196L194 256H193V255L191 256V254L189 255L188 253H190V252H187V253L185 252V253H186V256H187V254H188V255L191 257L192 260L194 259V257H195L196 259L199 260V258H198L199 255L202 256L203 253H204V254L206 253L205 250H207L206 248H208V242H207L206 239H204V242H205V244H204L203 240H202V239H199V241L202 240V241H200V242H203V243H199V244H201L202 246L205 245L204 247H206V244H207V247H206L205 249H204L203 247H201V246L198 247L197 245H199V244L197 243V241H198V238H199V237H197V236H198L197 234H195ZM203 235H204V234H203ZM227 235H229V234H227ZM2 236H3V235H2ZM2 236H1V237H2ZM93 236H94V235H93ZM98 236H100V235L98 234ZM115 236H114V238H116ZM119 236H120V235H119ZM141 236H142V234H141ZM212 236H213V235H212ZM223 236H224V235H223ZM237 236H238V235H237ZM242 236H246V235L242 234ZM1 237H0V238H1ZM58 237H60V236H58ZM58 237H57V238H58ZM87 237H88V236H87ZM91 237H92V236H91ZM100 237H101V236H100ZM100 237H98V238H100ZM112 237H113V236H112ZM117 237H118V236H117ZM134 237H135V236H134ZM134 237H132V238H134ZM162 237H163V236H162ZM167 237H168V236H167ZM204 237H205V236H204ZM233 237H235V236L233 235ZM262 237H264V236H262ZM262 237H261V238H262ZM2 238H4V237H2ZM6 238H7V237H6ZM60 238H61V237H60ZM69 238H70V237H69ZM92 238H93V237H92ZM106 238H105V239H106ZM129 238H130V236H129ZM129 238H128V239H129ZM163 238H164V237H163ZM177 238H176V240H177ZM180 238H181V237H180ZM195 238H196V239H195ZM223 238H224V237H223ZM245 238H246V237H245ZM78 239H77V240H78ZM82 239H83V238H82ZM136 239H137V238H136ZM143 239H144V238H142V241H143ZM221 239H222V238H221ZM238 239H239V238H238ZM263 239H264V238H263ZM0 240H1V239H0ZM3 240H4V239H3ZM75 240H76V239H75ZM77 240H76V241H77ZM151 240H152V239H150L149 241H151ZM164 240H166V239L164 238ZM192 240H191V241H192ZM194 240H195V242H196L197 245L194 244ZM205 240H206V241H205ZM209 240H210V239H209ZM218 240H219V239H218ZM222 240H223V239H222ZM227 240H228V239H227ZM136 241H137V240H136ZM142 241H138L139 244L137 243V245H140V242L142 243ZM147 241H148V239H147ZM157 241H159V240H157ZM199 241H198V242H199ZM210 241H211V240H210ZM210 241H209V244L212 243V241H211V243H210ZM223 241H224V243H227V241H225V240H223ZM223 241H221V242H223ZM248 241H249V240H248ZM250 241H253V239H251ZM7 242H8V241H7ZM123 242L125 243V241H123ZM206 242H207V243H206ZM240 242H241V241H240ZM263 242H264V241H263ZM2 243H5V242H2ZM2 243H0V244H2ZM85 243H86V242H84V244H85ZM116 243H117V242H115V243H113V245H112V244H111V245L114 247V244H116ZM118 243H120V242H118ZM118 243H117V244H118ZM126 243H127V242H126ZM147 243H149V242H147ZM235 243H236V241H234V244H235ZM244 243H245V244H244ZM244 243H243V245H246V241H245ZM250 243H251V242H250ZM101 244H102V243H100V246H101ZM104 244H105V243H103L102 245H104ZM106 244H107V243H106ZM171 244H172V243H171ZM184 244H186V242L183 243V245H184ZM213 244H215V242H213ZM2 245L4 246V244H2ZM2 245H0V246L2 247ZM6 245L9 246L10 244H9V245L6 244ZM123 245H124V244H123ZM123 245H122V246H123ZM125 245H126V247H128L127 244H125ZM249 245H250V244H249ZM12 246H13V245H12ZM14 246H15V244H14ZM116 246H118V245H116ZM122 246H120V247L122 248ZM157 246L159 247V244H157ZM162 246H163V245H162ZM162 246H160V247H162ZM177 246H178V245H177ZM180 246H182V245H181V242H180ZM180 246H179V247H180ZM185 246H189V245H185ZM196 246H197L200 250H201V249H204V252H203L202 250H201V252H200V250H199L198 248H197V249H198L199 251H198V250L196 251V250H195ZM209 246H210V245H209ZM211 246H212V244H211ZM259 246H260V245H259ZM259 246H258V247H259ZM4 247L6 248V246H4ZM102 247H103V246H102ZM123 247H124V246H123ZM130 247H131V246H130ZM132 247H134V246H132ZM140 247H142V246H139L138 249H137V251H138V250L140 251ZM163 247H165V245H164ZM214 247L217 249L218 246H214ZM214 247H211L212 249H211V248H208V249L213 250V249H215ZM226 247H227V245H226L224 248H226ZM246 247H247V246H246ZM8 248H9V250L13 251V248L10 249V246H9ZM111 248H112V247H111ZM144 248H145V247H144ZM146 248H147V246H146ZM155 248H156V247H155ZM180 248H181V247H180ZM186 248H188V247H186ZM186 248H185V249H186ZM218 248H220V247H218ZM227 248H228V247H227ZM248 248H249V247H248ZM115 249H116V248H115ZM122 249H124V248H122ZM126 249H127V248H126ZM128 249H129V248H128ZM173 249H174V248H173ZM173 249H171V250H173ZM176 249H177V248H176ZM216 249L213 250V251H216ZM220 249H221V248H220ZM229 249H230V248H228V250H229ZM255 249H258V248H255ZM2 250H3V249L1 248V249H0V253H1V255L3 254V252H4V253L6 252V251L1 252ZM4 250H5V249H4ZM6 250H8V249L6 248ZM117 250H118V249H117ZM124 250H125V249H124ZM124 250H122V251L124 252ZM153 250L155 251L156 249H153ZM157 250H158V249H157ZM211 250H210V252H208V253H210V257L212 256V255H211ZM249 250H252V251L254 252V250L251 249V248H249ZM35 251H36V249H35ZM122 251L120 250V252H122ZM127 251H128V250H127ZM137 251H136V252H137ZM154 251H152L153 254H155ZM173 251H174V250H173ZM184 251H186V250H184ZM193 251H194V252H193ZM252 251H251V252H252ZM256 251H257V250H256ZM9 252H10V251H9ZM19 252H20V251H19ZM27 252H28V251H26V253H27ZM38 252H39V251H37V253H38ZM114 252L116 253V251L113 249V255H115ZM117 252H118V251H117ZM120 252H119V253H120ZM131 252H132V254H134V253H133L134 251H131ZM181 252H183V251H181ZM192 252H193V253H192ZM198 252L201 253V254H199ZM253 252H252V253H253ZM261 252H262V251H261ZM263 252H264V251H263ZM28 253H29V252H28ZM28 253H27V254H28ZM32 253H33V252H32ZM129 253H130V252H129ZM137 253H138V256H137V257H140V255H139L140 252H137ZM163 253H164V252H163ZM13 254H15L16 256H19V255H18V252H17V253L14 252V253L11 254L13 257H15V255H13ZM22 254L25 255V253H23V252H22ZM29 254H30V253H29ZM38 254H39V253H38ZM83 254H84V253H82V255H83ZM116 254H117V253H116ZM132 254H131V255H132ZM161 254H162V253H161ZM164 254H165V253H164ZM164 254H163V255H164ZM166 254H168V253L166 252ZM166 254H165V256H166ZM170 254H171V253H169V255H170ZM181 254H184V253H181ZM206 254H207V253H206ZM255 254H256V253H255ZM259 254H260L261 257L264 256V253H263V254H262V253H259ZM1 255H0V258H1ZM3 255H4V254H3ZM3 255H2V258L5 259ZM6 255H7V259H6V260H9V259H10V261H11V260H12V262L14 261L15 258L13 259V257H11V255L7 254V252H6ZM24 255H23V256H24ZM30 255H31V254H30ZM30 255H28V257H29ZM117 255H118V254H117ZM120 255H121V254H120ZM134 255H136V254H134ZM155 255H156V254H155ZM163 255H158V257H159V256H163ZM231 255H232V254H231ZM242 255H243V257L245 256L243 253H242ZM242 255H241V257H242ZM253 255H254V254H253ZM151 256H152V255H151ZM153 256H154V255H153ZM165 256H163V257H165ZM183 256H185V254H184ZM186 256H185L184 258H188V260L191 261L190 257H189V256L186 257ZM222 256L225 258L224 255H222ZM238 256H239V254H238ZM238 256L236 255V259H237ZM256 256H257V255H256ZM256 256H253V257H256ZM260 256H259L258 258H260ZM5 257H6V256H5ZM10 257H11L12 259H11ZM31 257H32V255H31ZM114 257H115V256H113L112 258H110L111 261H112V259H114ZM163 257H161V259H162ZM171 257H172V255H171ZM249 257H250L251 260L249 259ZM253 257H252V256H245L244 259L247 260V261L245 260L247 263H248V261H249V262L252 261V263L254 262V263L256 264V261H258V260H254V259H252ZM18 258H20V257H18ZM18 258H17V260H18ZM39 258H40V257H39ZM118 258H119V257H118ZM129 258H130V257H129ZM131 258H132V257H131ZM166 258H167L166 260L168 261V257H166ZM203 258H206V255L203 256ZM224 258H222V259H220V260H224ZM34 259H35V258H34ZM40 259H42V258H40ZM99 259H100V258H99ZM103 259H104V258H103ZM123 259H125V258H123ZM147 259H148V258H147ZM156 259H158V258H156ZM159 259H160V257H159ZM159 259H158V260H159ZM161 259H160V260H161ZM179 259H180V257H179ZM196 259H194L193 261H196ZM216 259H218V258H216ZM231 259H232V257L229 259V261H230ZM234 259H235V256H234ZM234 259H233V260H234ZM236 259H235L234 261H236V262H238V264H240V261H242V259H241L240 257H238L239 260H238V259L236 260ZM244 259H243V260H244ZM260 259H261V258H260ZM260 259H259V261H258L259 263H260V261H261ZM262 259H264V258H262ZM1 260H2V259H1ZM1 260H0V261H1ZM6 260H4L5 263H6ZM21 260H22V259H21ZM31 260H32V259H31ZM120 260H121V261H119L118 264H123V261H122L121 258H120ZM131 260H132V259H130V261H131ZM133 260H134V259H133ZM133 260L131 261V263L135 264V263H134L135 261L133 262ZM158 260H157V263L159 262ZM186 260H187V259H186ZM186 260H184V262H185ZM203 260H204V262H206L205 264H207V263H209V262L211 263L210 260H215V259H214V256H213L211 259H208V260H209L208 262L206 261V259H203ZM2 261H3V260H2ZM33 261H34V260H32L31 262H33ZM45 261L48 262V260H46V259H45ZM91 261H92V260H90L89 262H90V263H93V264H95V263L98 264V263L100 262V260H99V262H97V261H96V262H91ZM114 261L116 262L117 260L114 259ZM125 261H127V260L125 259ZM148 261H149V260H148ZM152 261H153V260H152ZM163 261H164V262H163ZM167 261H165V258H163V259L161 260V264H162V262L165 263V262H167ZM170 261L173 262L174 259L172 258V260H170ZM180 261H181V259H180ZM229 261H228V263L225 261L224 264H226V263L229 264ZM31 262H30V263H31ZM37 262H38V261H37ZM37 262H36V263H37ZM43 262H44V260H42V263H40V261H39L40 264H43ZM46 262H44V264H50V262H49V263H46ZM81 262L83 263L84 261H81ZM87 262H88V261H87ZM175 262H176V264H177V260H176ZM175 262H174V264H175ZM184 262H181V263H184ZM212 262H213V261H212ZM215 262H216V260H215ZM221 262H222V261H221ZM221 262L219 263V261H218L219 264H222V263H223V262H222V263H221ZM2 263H3V262H2ZM9 263H10V262H9ZM17 263H18V262H17ZM19 263H20V262H19ZM30 263H29V264H30ZM36 263H35V261L33 262V264H36ZM39 263H38V264H39ZM82 263H81V264H82ZM101 263L104 264V261H102ZM101 263H100V264H101ZM157 263H156V264H157ZM181 263H179V264H181ZM198 263H199V262H198ZM200 263H201V262H200ZM11 264H12V263H11ZM13 264H16V263H13ZM22 264H23V263H22ZM51 264H53V263H51ZM83 264H87V263L85 262V263H83ZM88 264H89V263H88ZM107 264H110V262L107 263ZM112 264H113V263H112ZM124 264H125V262H124ZM127 264H128V263H127ZM141 264H142V263H141ZM145 264H147V263H145ZM159 264H160V263H159ZM165 264H166V263H165ZM236 264H237V263H236ZM242 264H243V262H242ZM248 264H249V263H248Z\"/></svg>","mask_w":264,"mask_h":264},{"label":"crops","instance_id":"0c3cea01","mask_svg":"<svg viewBox=\"0 0 264 264\" xmlns=\"http://www.w3.org/2000/svg\"><path fill=\"white\" fill-rule=\"evenodd\" d=\"M264 166V163H263ZM234 179H230L227 184L229 185V189L231 190V192H236L238 190V183L236 180ZM262 180H264V174H261L259 177V181L261 182ZM236 182V183H235ZM237 184V185H236ZM234 188V189H233ZM249 188V189H248ZM243 192H245V194H247V198L252 201H254L252 197H254V192L252 191L251 185L245 186L243 185V187L241 188ZM234 195V194H233Z\"/></svg>","mask_w":264,"mask_h":264}]
</instances>
